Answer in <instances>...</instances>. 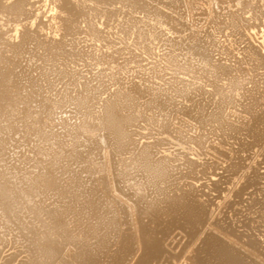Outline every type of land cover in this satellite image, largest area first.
Returning a JSON list of instances; mask_svg holds the SVG:
<instances>
[{
	"label": "bare ground",
	"instance_id": "6f19581e",
	"mask_svg": "<svg viewBox=\"0 0 264 264\" xmlns=\"http://www.w3.org/2000/svg\"><path fill=\"white\" fill-rule=\"evenodd\" d=\"M219 1H221V0H0V16L2 17V19H3V17H5L4 19L6 20L7 19V21L9 20V21H12L13 23H15V26H14V24H13V27H14V30H12V31H14V33H13V35H12V33H10V27H12V26H10L9 28H8V30H9V32H8V30L6 31V29H4V26L6 25V28H7V24H3V22H2V24L4 25H2L1 24V22H0V25H2L3 27H0L2 30H5L7 33H10L11 35H10V38L12 39H10V38H8L7 37V39L4 37V36H2L3 34H5L6 32H4V31H2V30H0V153L5 149H7V150H9L8 148H7V143L9 144L11 141H13V139L12 140H10V137L9 138H7L8 140L7 141H9L10 140V142H7L6 141V139L4 140V136L5 135H7V136H10L8 133L10 132V133H19V132H17V131H20V129L18 130V128L20 127L19 125H16L15 123L17 122H24L23 123V125L24 124H27V125H25V127L26 126H29L31 123H35L34 125H37V121L38 120H40V119H38V118H43L44 119V117H46V116H48L49 117V114H51L52 113V110L53 109H55V112L57 113V114H59L58 116H60V113H59V111L57 112V110H56V108H58V110H59V108L61 107V105H63V104H67V106L69 105H71L72 107H68V108H71V110H72V112H74V107H75V112L77 111V113H74V114H77L78 115V113H80V114H82V115H84L86 112L84 111V110H86V111H89L90 112V115H89V120H87V119H83V120H81V121H79V123H72V120L74 119H76V121L75 122H78L77 120V118L76 117H74L73 118V116L74 115H72L71 114V117L73 118L72 120H71V123H69L70 122V120H69V122H68V120H66V118H69V116H70V112L71 111H69V110H67L69 113H66L67 115H65L64 114V116H65V118H63L62 116H60V117H62V119L61 118H59L62 122H61V125H62V127L61 126H59L58 127V129L57 128H53L54 129V131L56 130L57 131V134H60V133H58V132H60L61 131V129H59V128H62L63 130L61 131V135L62 136H65V137H67V138H69V139H71L72 141H73V144L74 143H76V145L73 147V146H69V147H67V149H65L66 148V145L65 144H67L68 145V143H65V141L61 138V139H59V140H57V141H55L56 139H54L53 138V134H51V133H49L52 137L51 138H49L48 136H49V134H47V132H46V134H45V130H46V128H52V124H49L48 122H43V124H45V125H43L42 127H43V129L42 128H40V126L41 125H39V123L41 122L42 123V120H40L39 121V123H38V128H40V129H38L37 128V126L36 127H34L35 128V130L33 131V127L32 128H26L27 130L28 129H31L30 131H33V133L34 134H36V135H31L32 137L33 136H37L36 137V139H35V142L37 141L38 143L40 142V141H45L46 140V138H49L50 139V141H46L47 143L48 142H51V143H48V144H45V143H43V144H45V145H48V147L47 146H45V145H43V146H40L41 144L40 143H42V142H40L37 146H35L34 147V145H33V143H32V147H34V149L32 150L31 149V146H29L28 148H27V150H28V153H29V149H31V151H30V153L29 154H31V155H33V154H37L38 152V154L37 155H39L41 152H42V154H40L41 155V158L44 160L45 159V157H46V155L47 156H49V157H47L48 159H46V162H47V164H46V162H42L40 159L41 158H39L40 156H38V158L37 159H35L36 158V156L37 155H33L34 157H32V156H30L29 154H28V156H30V157H32L33 159H35V160H40L43 164H44V167L42 166V168H38L36 171H37V173H35L36 171H35V169L32 167V169H33V171H35L34 173V175L33 174H31V172L33 173V171H31L30 173L28 172L29 171V169H28V167H25V165H24V163H26V162H30L31 160H30V157H29V160L26 158V159H24V160H26V162H24V163H22L23 165H24V167L25 168H27L26 169V171L24 172L23 170V168H22V172H24L23 173V175L21 176H19V177H17L16 176V174L19 172V169H20V167L22 166V165H19L18 164V162L17 161H15L16 163V167H12L11 166V168H9V167H7L6 165H4V163H3V161L2 162H0V217L4 220L3 221V225H5L6 226V224H4V222L5 221H7V222H5V223H8L9 221H10V219H11V223L10 224H12L13 225V228L15 229V228H17V229H19V230H16V233H14V234H16L17 235V237H18V235L20 236V230L21 231H23V229H26L27 231H29L30 233H29V236H31L30 238H32L33 239V242H32V240H30V238L29 237H27V240L29 241H31L32 243H35L36 244V246H35V244H33L36 248H34V246L32 245V243L30 242H27L29 245H27V243H25L28 247L31 245L32 246V248H31V246H30V248L33 250H31L30 248V250L32 251V252H34L35 250L34 249H36V252H37V259L35 258L34 260H36L35 262H36V264H54V262L55 263H59L60 264V262H62V258H64V256H66L65 258H64V260L67 262V260L68 259H66V258H70V257H73L71 254H70V251H72V250H70L69 251V248L70 247H67L68 245H73L74 247L75 246H77V245H79L78 247H80V248H85V247H83V246H86V245H88V244H84V242H81L80 241V237L79 238H77V236H76V234H73V232H74V230H76L75 229V227L77 226H74V228H73V232H69L68 230H66L67 232H69V233H67V232H64L65 233V235H66V233L68 234V235H71V234H73L74 236H76V238L77 239H75L74 238V236L72 235V236H65L66 238L64 239V237L63 236H61V235H63V234H60V233H63V232H58L57 231V229L58 228H60L59 226H56V225H52V223L50 224L48 221H45V219L44 218H41V217H43L42 215H48V216H46V217H48L49 219V221H50V219H51V221L53 222V220H54V222L53 223H55V222H58V220H57V217L59 216L60 217V215H56L57 213H56V211H55V208L53 209V208H51L50 206L51 205H49L50 203H48V202H50V201H52V198L50 199V201H46L47 202V204H45L44 202H42V201H39V202H41L40 204H39V202H38V205L37 204H35L34 203V200L36 199V198H38L37 197V195H36V197L34 196V194H43V193H41V192H39V191H42V188L41 187H44V188H47V187H50V186H53L52 188H50V189H53L55 186L54 185H56V187H58V188H60V189H58V192L60 191V194H61V196H62V194H64V193H66L67 192V190H70V189H68V187H70L69 185L70 184H68V186H66V183L68 182V180H67V178H66V180H67V182L65 183V185L64 186H62L64 183V181L62 182L61 180L62 179H65V178H62V177H60V176H62V175H60L59 177L60 178H62L61 180L60 179H56V177H54V173H55V170H57L56 171V173L58 174V170L60 169L61 171H63V173L64 172H71V170L70 171H66L65 169H63L62 168V165H61V163L60 162H62L61 160H62V158H63V164L66 162V161H68V159H66V157L67 158H69V159H71V161H73V163L72 162H70L69 161V163H72L71 165H72V169H76L77 167L75 166V164L77 165V166H80L79 168H81V170L83 169V171H85V172H88V174H90V178H91V176L95 173V172H97V170H98V168H100V167H102L101 169H103V172H102V170L100 171L101 173H103L102 175H101V178H99V180H98V178H96V179H94L95 181L97 180V182H96V187L97 188H99L98 190H102L101 191V195H102V192H104V194L106 195V196H104V194H103V198H105V197H107V196H109L110 195V197L112 198V201H114L112 204H113V206H112V211H114V212H116L117 211V213L119 212V214L120 213H122V215L121 216H123V221L121 222V224L123 223V224H127L128 226H136L135 225V223L133 224V219H135V218H137V221H138V218L140 217V219L142 218L141 216H139V215H143V218H145L144 217V215L146 214V215H148V216H154V217H157V218H159V217H163V216H167V218H168V221L166 222V219H165V221H164V218H161L162 219V221H160V219H159V222H157L158 223V227H153L154 229H155V234H161V236H159V238H157L156 236H154L153 237V235L151 236V234H154V233H152L151 232V234H150V231H151V228L152 227H149L150 228V231H148V227H147V225H149L150 223L149 222H145V219H147V218H145L144 219V222L146 223H144V224H137V226H138V229H137V231H135V230H133L132 229V227H130L131 229H132V231H134L133 232V235L131 234L130 236H132V237H130V238H133V240L132 241H134L133 242V246L134 245H136L137 246V250L138 249H140L141 250V256H140V259L138 260V262L136 263V264H149V262L151 263V259H153L155 262H157V261H159V263L157 262V264H258V260H257V258H256V260H257V262L256 261H254V258L253 259H251V257H249L250 255L249 254H246L243 250H240V247H242V248H244V250H246V251H248V253H252L251 251H253L252 249H251V251L249 252V250H250V248H252L254 245L251 243V244H249V243H247L246 241H244L245 240V238H247L246 236H248V235H246L245 236V238H243L241 235V237L244 239L243 241L244 242H246V243H239V242H237L238 243V245L237 244H235V242H233V238H235V237H233V232L232 231H237V230H234V229H232V230H230V226H231V228H235V227H237V226H233L232 227V224L231 223H233V222H230V223H228V220H226V218H224V216L220 219V217H219V220L217 221V222H212L211 224V227H209L210 228V231H208L207 230V232H206V230H205V227H206V229H208V226H209V223H210V221H212V219L210 220V218H209V221H208V216H207V214H210L209 212L211 211V205L210 204H208L207 202L209 201H204V200H202L201 199V194H199V193H202V192H197V193H195V194H197V195H199L200 197H198V196H196V195H194L193 193H194V191H196L195 189H193L194 188V186L192 185V183H191V185L190 186H192L193 188H191L188 184H186V188H187V185L191 188V189H193L194 191H190V189H187L186 190V188H184V192H182V191H180L179 189L181 188L180 186H182L181 184H180V181L178 182L179 184H180V186H178L179 188H177L176 187V184L175 183H173L175 186L174 187H176L177 188V190L176 191H178V192H180V194L179 193H175V191H174V196L176 195V194H178V196L176 195V198L174 199L173 197L174 196H170V198L172 199H174V200H170V198L168 197V194L167 193H165V192H168V191H171L172 190V188H171V190H167L166 189V191H164L163 190V192L165 193V195L166 196H164V197H168L169 198V200H167V198H166V200H164V199H159L158 198V200L156 201V200H153L152 199V197H151V200H148V201H146L147 199H145V197H146V195H145V192L146 191H144V194L142 193V186L141 185H139L138 186V184L139 183H141L143 186H150L151 188H154L153 190H157V188L155 189V185L156 184H158L160 187H158V189H160L161 187H163L164 185L162 184V186H161V184L159 183V182H161L162 180H165L166 181V178H168V177H170L171 176V182H173L172 181V174L174 173V175H175V173H176V171L173 169V164H174V162L176 161V158H174V157H172V159L174 158L175 160H174V162H172L171 160V158L169 157V159H167V156H166V158L164 157H160V154H157V156H159V158H156V157H154V154H153V152L155 151H152L153 150V148L155 147V141L153 140V143H151L152 145L153 144H155V145H153V146H151L150 145V147L148 146L149 144H146L145 143V145L143 144H141L140 143V141H138V143H139V145L141 144L142 146H138L137 144H136V141L139 139H142L140 136H142V134L144 133V132H139L138 131V129L136 130V132H138V135L137 136H139V134H141L140 136H139V138H136V141H134V139H132V135H133V132L135 131H133L132 129H131V127L132 126H134V123L136 122L137 123V119L138 118H141L142 116H147L146 117V121H147V118H148V114H150V116H149V118L150 119H152V121L151 122H153L154 123V121H153V119L157 122V119H164L163 120V123H165V119H167V117H170L168 120H170L171 121V117H173L174 116V118H175V116L176 115H180L186 122H188L189 124H191V125H193V127L196 129V128H200L201 129V127H205L206 125H205V123H210V124H213V125H218V132L220 133V131L219 130H221L222 128H224L225 130H227V133H226V139H228V141L227 140H225L226 142H227V145L230 147V149L228 148L227 149V151L225 152V153H223V152H220V149H218L219 150V154L217 153V151H215V148L214 147H212L213 149H214V151L213 150H211L212 152H213V155H215V152H216V154H218V156L220 155V156H224L223 158H225L226 157V159L228 158V160H229V157L231 156V154H235V153H237V152H235V153H231L232 151H233V145L234 144H237V146H235V147H237V148H239L238 146H240V142L239 143H234V141L235 140H237V142H238V140L239 141H241V138L243 139V143H241V144H243V145H241V146H243L242 148L244 149V151H246V150H253V147L255 148H258V149H263L264 148V98H263V88H264V85L263 86H261V84L260 83H258V82H256L255 80H253V78H252V76H249V72L250 71H253V70H256V69H262V68H264V53H261V52H259V50H256L255 48H253L252 46H246L244 49H242V51L240 52L241 54H242V59H240L241 60V64H240V62L238 63V64H240V65H244V66H242V68H244L243 70H242V73H243V76H240V75H238L239 73L233 68V65H232V63H233V60H229L230 62L232 61V63L230 64H225V62L227 61L228 62V60L226 59V57H222L223 58V60L225 61H223V60H221V57H220V61L219 62H221L222 61V63H218V62H215L214 60H212L213 58L212 57H215L214 55L213 56H210L211 55V49L208 47L209 46V43H207L206 42V40L205 39H203V37L204 36H202L203 35V33H206V32H204V30H203V33L199 36L198 35V33L195 31V30H193V32L191 33L190 32V34H187V35H183L184 34V31L186 32V30L187 29H189L190 30V24L188 25L187 23H182L183 21H185V20H183V18L185 17H182V15H179L178 13H182V11H180L179 12V9L181 8V6H182V8H186L188 11L189 10H191V12L193 11H195L196 9H197V7H199L200 5H202V7L204 6V13H202V14H204L205 15V20L206 19H209V18H214V19H216L217 17H218V15L220 16L221 15V10H219L221 13H216V11L213 9V7H212V2H214V5H218L219 3L221 4V5H224V4H227L226 6H228V11H225L224 13H226V17H227V21L225 20L224 22L222 21L221 22V20H223L224 19V14H223V17H221V20L220 19H218L217 21L218 22H220L221 24H224L225 22H226V26H228L227 27V29L229 28V29H231V31H232V34L234 33L235 34V37H240L241 35H244L245 33H247V32H244V30L246 31L247 29H246V26L247 25H250V24H252L253 22V20L249 23V24H247L246 25V23H245V17L243 18L242 16H243V14H241L242 12H243V10L245 9V8H250V7H253V9L254 8H256V7H254V6H252L251 5V0H224V1H221V2H219ZM253 2H254V0H253ZM257 2V0H255V3ZM258 3H259V0H258ZM38 5V6H36L35 7V5ZM260 5H263V4H260ZM259 5V6H260ZM220 6V5H219ZM201 7V6H200ZM222 8H224L223 6H221ZM232 7H236L235 9H231ZM261 7H263V6H261ZM182 8H181V10H182ZM257 8H258V6H257ZM178 9V10H177ZM193 9H195V10H193ZM225 9H227L226 7H225ZM251 9V8H250ZM259 9V8H258ZM224 10V9H223ZM198 11V10H197ZM253 11H255V10H253ZM257 11H259V10H257ZM139 12V15L141 16V14L140 13H143V15H142V17H140L139 18V16L136 14V13H138ZM192 12V13H193ZM200 12H202V11H200ZM245 13H247V12H245ZM45 14H47V16L45 15ZM134 14H136V16H134ZM254 14H256V13H254ZM176 15H178V16H176ZM137 16H138V18H137ZM259 16V15H258ZM0 17V18H1ZM42 17H46V20H41V18ZM182 17V18H181ZM186 18V17H185ZM248 18H250V16H248ZM262 19L264 18V17H261ZM3 19V20H4ZM100 19H102L103 21L102 22H100L99 20ZM183 21H182V20ZM188 19V18H187ZM186 19V20H187ZM199 19V18H198ZM4 20V21H5ZM182 22H181V21ZM203 20V19H202ZM213 20V19H212ZM249 20H251V19H249ZM248 20V21H249ZM6 21V22H7ZM195 21V20H194ZM197 21H199V20H197ZM207 21V20H206ZM209 21V20H208ZM214 21V20H213ZM216 20H215V22L217 23V25L219 24V26L221 25L220 23H218ZM97 22H98V24H99V27H100V24L104 27V28H98V26H97ZM256 22V21H255ZM261 24L262 23V21L261 22H258V24ZM10 24V23H9ZM12 24V23H11ZM206 24V23H205ZM212 24L213 25H215L213 22H212ZM212 24H209V25H212ZM257 24V23H256ZM191 25H193L194 27H195V25L194 24H191ZM199 25V24H198ZM212 25V26H213ZM101 26V27H102ZM187 26H188V28H187ZM202 26V25H201ZM205 27H206V25H204ZM219 26H217L218 28H220ZM225 26V24H224V28L226 27ZM254 26L255 25H253L252 27L254 28ZM18 27H21V29H19ZM164 27V28H163ZM249 27V26H248ZM256 27H258V25L256 26ZM162 28L163 29H167V30H171V31H169V33L168 32H165V34L167 35V33L171 36V33L170 32H172V33H174L172 36L174 37L176 34H177V37H174V38H172V36L171 37H168V36H166L163 32L164 31H166V30H163L162 31ZM223 28V29H224ZM152 29V30H151ZM197 29V28H196ZM223 29H220V31L221 30H223ZM226 29V28H225ZM151 30V31H150ZM2 31V32H1ZM153 31H154V33H153ZM155 31H156V33L158 32L160 35H161V39H162V34H164V44L166 45V46H164V49H165V47H166V49H167V52H166V54H165V56L164 57H166V61H165V63H162V58L160 59L159 57H163V55H161L160 53H159V55H161V56H158V59H155V61L156 60H158L157 62L159 63L160 61V65H161V63H162V65L164 64V65H166L165 66V68L166 69H168L167 68V66L169 65V66H173V67H176V68H178L177 69V71H176V68H175V71L178 73V76L180 75L179 74V72H180V68H181V70H182V67H179L177 64H180V60H181V62H182V59L184 60V64H186L187 65V62L188 61H190V59H194V58H197V59H195L196 60V62L198 61L199 63H200V65H201V67L203 68V70L205 71V72H208V73H210L211 75H213V74H222L221 76H224V74H225V76H226V78L228 79V87L226 86V87H223V88H226V90H224V92L225 91H227V89L229 90V96H225L226 98H225V100L223 99H219L221 96H219V95H222V93L220 94L219 93V89H223L222 87H221V85H220V83L218 82L219 80H220V78H221V76H219V80H217L216 79V77L215 78H213V76H212V79H215V80H217V82L216 83H219L217 86H219L220 85V87H217L216 86V83H215V85L214 86H216L217 87V89L218 90H215L216 92H218L219 93V95L216 93V95H215V91L214 92H209V95L210 94H212V93H214V95L215 96H217V98H218V102H217V105L213 108V107H211V108H209V106H208V108L209 109H211V111H209V109H208V113L207 114H203V107H206L207 108V106H203L206 102H204L203 100H201V101H203L204 102V104L203 103H201L200 102V99H201V97H200V99L198 98L199 96H201L202 95V99H203V95H207L206 93L207 92H205V94L203 93L204 91H202V93L203 94H201V91H200V94L201 95H197V96H195V97H193L195 94H194V91L195 90H193V89H195L196 87H191L190 85H189V87L190 88H193L192 90V92L191 93H189L190 95L193 93L194 95L193 96H189L190 98H187V96L189 95L188 94V90L186 91L187 92V94H186V92H185V90L186 89H189L188 87L186 88V87H184V88H186L185 90H183L184 88L182 87V86H179V84L177 83V82H174V81H172V83H170V84H168V82H167V84H168V86L166 87H164V85H163V83L164 82H161L160 80H161V77H160V79H159V81L162 83V85H163V87H160V86H162V85H159V86H156V87H153L154 85H156V84H154L153 86L151 85L150 86V84H149V86L147 85V86H144L143 85V79L142 80H140V83H139V79H140V76H139V71H141L140 69H139V67L141 68V66L139 65V67H137V64H135V66H133L132 68H134V69H131V70H139L138 71V76H139V78H138V76L137 75H135V77H136V79H138L137 80V82L138 83H135L133 80L134 79H132V81H130L131 79L129 78H127V77H130L131 75L133 76V71L130 73V75H129V73H127V72H129L130 71V68H131V65L129 64L128 65V63H130V61L131 62H133V61H135V60H131V59H133V52H132V55H130L129 53V50L126 48V50H128V53H127V56H128V58H131L130 60H127V59H124V60H126L127 61V65L128 66H130L129 67V71H127V72H125L127 69H126V66H125V69L126 70H124V65H126V63H125V61H123V57H122V55L123 54H125V52L126 51H124L125 50V47L127 46V44L125 45L124 43H126V42H128V41H130V44H128V45H132L131 44V40H133L134 42V44H137L140 48H142V49H146L147 47H145L146 45H145V41L149 38L150 39V35L152 36L153 34H155ZM192 31V30H191ZM199 31H201V30H199ZM205 31H207V30H205ZM214 31V30H213ZM219 31V30H218ZM224 31V30H223ZM226 31V30H225ZM228 31V30H227ZM230 31V32H231ZM4 32V33H3ZM151 32L153 33V34H151ZM211 32V31H210ZM229 32V31H228ZM229 32V33H230ZM244 32V33H243ZM3 33V34H2ZM78 33H83L86 37V40H89L90 41V43H91V41L93 42V44L90 46L91 47V50H90V48H89V50L90 51H87V49H83V47L81 48L80 46L78 47V42H76V41H78L79 40V43H80V40H81V42H83L82 40H85V38L84 39H80V35L77 37L78 38V40H76L77 38L75 37L76 35H78ZM201 33V32H200ZM243 33V34H242ZM207 34H208V31H207ZM228 34V33H227ZM84 35H82L83 37H84ZM156 35V34H155ZM155 35H154V37H155ZM205 35V34H204ZM213 35V34H212ZM238 35V36H237ZM240 35V36H239ZM5 36H8V34H5ZM81 36V37H82ZM206 36V35H205ZM209 37H211V35H208ZM208 36H206L207 38H208ZM214 37H215V35H213ZM219 36V35H218ZM229 36H230V34H229ZM233 36V35H232ZM231 36V37H232ZM153 37V36H152ZM153 37V39L154 40H156V38H159V36L158 37H155L154 38ZM213 37V38H214ZM242 37V36H241ZM121 39V40H123V41H119V40H117L118 42H119V44L120 43H122V44H120L119 46L118 45H116L117 43H115V40L116 39ZM205 38V37H204ZM212 38V37H211ZM218 38H220V37H218ZM218 38H217V40L216 41H218ZM148 39V40H149ZM152 38H151V44H152V41L153 42H158V40L159 39H157L156 41H154ZM215 39V38H214ZM235 39V38H234ZM11 40V41H10ZM16 40V41H15ZM85 40V41H86ZM208 40V39H207ZM210 40V39H209ZM212 40V39H211ZM239 40V39H238ZM89 41H86V42H89ZM116 41V42H117ZM213 41V40H212ZM220 41V40H219ZM86 42H83L84 43V47H85V45H87L86 44ZM159 42H160V40H159ZM158 42V43H159ZM162 42V41H161ZM214 42V41H213ZM216 43V42H215ZM214 43V44H215ZM233 43V42H232ZM147 44V43H146ZM150 44V43H149ZM150 44V45H151ZM160 44V43H159ZM163 42L161 43V45L159 46V47H163ZM207 44H208V46H207ZM213 44V43H212ZM224 44V43H223ZM231 44V43H230ZM229 44V45H230ZM263 44V47H264V42L262 43ZM83 45V44H82ZM115 45H116V47L117 48H121L123 45H125V47H124V50L122 51V49H123V47L121 48V51L122 52H124L122 55H121V58H122V64H121V66H120V64H119V62H118V64H119V66H118V70H115V68L117 69V66L116 67H114L113 65L112 66H110L111 64H116V56L115 55H117L118 54V50L120 49H116L115 48ZM226 45V44H225ZM234 45V44H233ZM232 45V46H233ZM88 46V45H87ZM155 46H157V45H155ZM128 48H129V46H127ZM150 47V46H149ZM148 47V48H149ZM207 47L210 49V52L208 51L209 49H207ZM216 48H219V49H223V48H220V47H222V46H220V47H217V45L215 46ZM214 47V48H215ZM225 47V46H224ZM231 47V46H230ZM152 49L154 48L153 47V44H152V47H151ZM156 48V47H155ZM154 48V49H155ZM212 48V47H211ZM152 49H150L149 50V52H151L152 51ZM153 49V50H154ZM157 49H158V47H157ZM160 49V48H159ZM161 49H163V48H161ZM109 50V51H108ZM156 50V49H155ZM236 50V49H235ZM121 51H119V53L121 52ZM131 51V50H130ZM132 51H134V50H132ZM146 51H148L147 49H146ZM158 51V50H157ZM157 51H155V52H151L152 54L153 53H156ZM160 51V50H159ZM163 51V50H162ZM162 51H160L161 53H162ZM218 52V50L216 49H214V51L213 52H215L216 54H217V52ZM226 51V50H225ZM263 51H264V49H263ZM6 52H10L11 54H12V58L11 57H6L5 55H7V54H5V55H3L4 53H6ZM121 52V53H122ZM135 52V51H134ZM212 52V53H213ZM229 52H232V50L231 51H229ZM8 54L9 56L11 55V54ZM117 53V54H116ZM120 53V54H121ZM158 53V52H157ZM214 53V54H215ZM30 54V55H29ZM130 55V57H129V55ZM140 54V53H139ZM137 55V56H141V54L140 55ZM163 54V53H162ZM219 54V53H218ZM222 54H224V51H223V53ZM228 53H227V51H226V55H227ZM230 54V53H229ZM26 55V58L28 57V59H30V61L32 62V57L34 58V61H35V63H36V60L37 61H39V64H41V65H38V66H36L35 67V69L37 68L38 70H40L39 71V73H38V70L36 69L35 71L38 73L37 74V76H36V73H35V71H34V69H32L34 72L33 73H35V75H33L32 74V70L30 69V63H29V66L27 65L28 63H27V61H28V59H27V61H26V63L27 64H25V65H23V64H21L19 61H21L22 62V60H24L23 62L25 63V56ZM158 55V54H157ZM220 55H221V53H220ZM219 55V56H220ZM232 55V54H231ZM29 56L31 57V58H29ZM124 56H126V55H124ZM153 56H155V55H153ZM221 56H225V55H221ZM19 57V58H18ZM118 57H120V55H118ZM142 57V56H141ZM163 57V58H164ZM9 58H11V59H9ZM21 58H25V59H22L21 60ZM36 58V59H35ZM135 58H137L136 57V55H135ZM144 58V57H143ZM155 58H156V56H155ZM181 58V59H180ZM218 58V57H217ZM226 60H225V59ZM32 59V60H31ZM147 59H149V58H147ZM146 59V60H147ZM165 59V58H164ZM163 59V60H164ZM180 59V60H179ZM215 59H216V57H215ZM77 60H80V61H82L83 63L84 62H86V61H84V60H89L90 62L89 63H87L86 62V64H88L90 67H93V68H95V66H97V65H106L105 67H101L100 66V70H99V68L98 67H96L98 70H95V72L97 71V73L93 76V74H91V72L89 73L90 75H92L91 77H94L93 79L92 78H90L89 76V74H88V70L87 69H89L88 67H87V65L85 66V65H83V66H85V67H87V69L85 68V70L86 71H88V72H86L85 70V72H86V74L88 75V77L87 78H89V80L86 78V76H85V74H82V73H79L78 71H79V69H78V71H77V74L78 75H80V74H82L81 76H85V78H86V81L85 82H81L83 79H81V77L80 78H78L79 80H78V82L79 83H77V77H76V73H75V75H73L74 73H72L71 75L68 73V71H70V70H73L74 68H76V66L75 67H73V69H70L69 70V68H72L71 66H72V64L73 63H75V61H76V65H77V63L79 62H77ZM238 60V59H237ZM29 61V62H30ZM33 61V62H34ZM118 61H121V59L120 60H118ZM145 61V60H144ZM144 61H140L141 63L142 62H144ZM41 62V63H40ZM81 62V64H83ZM123 62L125 63V64H123ZM137 61H135V63H136ZM140 62H139V64H140ZM147 62V61H146ZM145 62V63H146ZM152 62V61H151ZM178 62V63H177ZM38 63V62H37ZM36 63V64H37ZM70 63H72V64H70ZM149 63V60H148V62L146 63V65ZM168 63V64H167ZM174 63H176V64H174ZM191 63H192V61H191ZM235 63V62H234ZM34 64V63H33ZM80 64V66H82ZM117 64V65H118ZM132 64V63H131ZM149 64H151L150 66H153L152 64L153 63H149ZM149 64H148V66H149ZM155 64V63H154ZM190 64V63H189ZM193 64V63H192ZM237 64V65H238ZM69 65H71L69 68L68 67H66V66H69ZM132 65H134V63L132 64ZM160 66V67H162V69L164 68V66ZM181 65V64H180ZM230 65H232V66H230ZM240 65H238V66H240ZM82 66V68L84 69V67ZM127 66V67H128ZM143 66H144V63H143ZM149 66V67H150ZM190 66V65H189ZM32 68H33V65L31 66ZM114 67V68H113ZM121 67H123V69H121ZM135 67H137L138 69H135ZM154 67H156V66H154ZM68 69V71H67V69ZM77 68H79V64L77 65ZM81 68V67H80ZM81 68V69H82ZM93 68H91V70H94ZM95 68V69H96ZM110 68H112L113 70H115L116 72H113L114 74L115 73H117V71H118V73H119V69H121L122 70V72H123V70H124V73H126V75H129V76H126L125 77V79H126V81H127V79L129 80V82H126L125 80V82L128 84V83H132V84H130L129 86H126V83L124 82V86H126V87H124V86H121V85H118V84H114L115 82H113L112 83V81L113 80H117V77L115 76V78H114V75H113V73L111 74L110 73V71H109V69ZM144 68H145V66L142 68V70H144ZM146 68H147V66H146ZM172 68V67H171ZM189 68H192V67H189ZM199 68V67H198ZM30 69V70H29ZM80 69V70H81ZM108 69V70H107ZM148 69H150V68H148ZM147 69V70H148ZM151 70H154L153 69V67L151 68ZM150 70V71H151ZM157 69H155V71H156ZM171 70V69H170ZM169 69L168 70H165V72H168L169 73V71H170ZM172 70H174V68L172 69ZM196 70H198V69H196ZM196 70H194V72L196 71ZM199 70H200V68H199ZM240 70V69H239ZM83 71V70H82ZM81 71V72H82ZM83 71V72H84ZM106 71H109V73H110V75H108L109 73L107 72V76H112L113 75V80H112V78H111V82L109 83V84H114L115 86H117V88L116 87H114L113 85H112V87L111 88H115V89H111L112 91H110L111 93H108V95L107 96H105V98L103 97L102 99V101H99V100H101V96L99 97L98 95L99 94H101L102 95V93H103V91L105 90V89H107V88H109V86L107 87V84H106V87L107 88H103L104 86H103V79H102V77L104 78V72H106ZM144 71H146V70H144ZM155 71H154V73H155ZM161 72L162 70H158V72ZM179 71V72H178ZM190 72H191V70H189ZM204 71H202V73L204 72ZM31 72V73H30ZM73 72H75L74 70H73ZM111 72H112V70H111ZM135 72V71H134ZM148 72H149V70H148ZM157 72V75L159 74L160 75V73H158ZM171 72V71H170ZM172 72H174V71H172ZM190 72H189V75L191 76V74H190ZM193 72V73H194ZM204 72V73H205ZM92 73H94V72H92ZM117 73V74H118ZM121 73V72H120ZM124 73H122V75L124 74ZM136 73V72H135ZM141 73H142V71H141ZM140 73V74H141ZM162 73H164V72H162ZM175 73V72H174ZM173 73V74H174ZM197 73V72H196ZM198 73H200L201 75H202V73L201 72H198ZM203 73V74H204ZM238 73V74H237ZM104 74V75H103ZM145 74V73H144ZM144 74H142V75H144ZM146 74H148V75H150V74H152V72L150 73H147L146 72ZM156 74V73H155ZM155 74H152V76L154 75V78L152 77V78H150V80H152V79H156L157 77L155 76ZM166 74V73H165ZM164 74V75H165ZM170 74V73H169ZM169 74H166V75H169ZM183 74H184V72H183ZM200 74H199V76H200ZM206 74V73H205ZM50 75H53L54 76V79L55 80H57L58 81V79H61V78H63V77H66L67 78V80L64 82L63 80V86L64 85H66V86H72V87H74L75 88V93H74V95H70V93H68V92H65V91H63V93H61V92H59V93H61V94H59L58 93V91L55 89V91H57V93L58 94H56L55 95V92H53L54 93V96H53V94L52 95H50V92H49V94L47 93L48 91H50L49 90V88H50V85H52V82L53 81H51V79H52V77H50L51 79L49 80L50 82H48V87H47V89L45 88L46 86H47V82H46V80L48 81V77L50 76ZM148 75H146V76H148ZM163 75V76H164ZM181 75H182V73H181ZM193 75V74H192ZM207 75V74H206ZM204 76V75H202V77H206L205 79H206V81H209V79L207 80V76ZM75 76V77H74ZM84 76H83V78H84ZM119 76H121V75H119ZM151 76V75H150ZM162 76V77H163ZM169 76H171V75H169ZM189 76V77H190ZM210 76V75H209ZM217 76V77H218ZM143 77H145V76H143ZM149 77V76H148ZM148 77H145V78H148ZM156 77V78H155ZM175 77V76H174ZM181 77H183V76H181ZM185 77V76H184ZM182 78L183 79V81H185L184 79L185 78ZM192 77V78H191ZM190 78H191V80H194L195 79V76H191ZM194 77V78H193ZM57 78V79H56ZM107 78H109V77H107ZM106 78V75H105V78H104V80L105 79H107ZM123 79H124V77H122ZM164 78V77H163ZM170 79H171V77H169ZM177 78V77H176ZM175 78V79H176ZM180 78V77H179ZM197 78H199L198 76H196V79ZM64 79V78H63ZM91 79V80H90ZM120 79V80H119ZM117 81H121L122 79L121 78H119ZM136 79H135V81H136ZM149 79V78H148ZM168 79V78H167ZM170 79H169V82H171L170 81ZM181 79V78H180ZM182 79H181V81H182ZM188 79V78H187ZM53 80V79H52ZM54 80V81H55ZM65 80V79H64ZM85 80V79H84ZM108 80H110V78L108 79ZM150 80H147V82L149 81L150 83H151V81ZM158 80V79H157ZM223 80V79H222ZM222 80H220V81H222ZM61 81V82H62ZM141 81L143 82V83H141ZM178 81H179V79H178ZM181 81H179V82H181ZM182 81V82H183ZM187 81V80H186ZM204 83L203 84H205V80H202ZM212 81H214V80H212ZM43 82H46L45 84H44V86H43V84H41V83H43ZM60 82V81H59ZM58 82V83H59ZM59 83V85L60 86H62V83ZM95 82V83H94ZM109 82V81H108ZM107 82V83H108ZM134 82V83H133ZM145 82H146V79H145ZM146 82V83H147ZM155 82V81H154ZM160 82H158V83H160ZM194 82H195V80H194ZM210 82V81H209ZM208 82V83H209ZM49 83H50V85H49ZM65 83V84H64ZM94 83V84H93ZM104 83H106V80L104 81ZM117 83V82H116ZM120 83H122V82H119V84ZM153 83V82H152ZM185 83V85H186V83H187V86H188V82H184ZM193 83V82H192ZM197 83V82H196ZM196 83H194L193 85H195ZM201 82H199L198 84H200ZM208 83L205 85V86H207L208 85ZM214 83V82H213ZM247 83H252V85H251V87L249 88H245L244 86H246V84ZM166 84V85H167ZM181 84H183V83H180V85ZM190 84V83H189ZM203 84H201V86L203 85ZM210 84V83H209ZM222 84V86H223V82L221 83ZM54 85V84H53ZM184 85V84H183ZM192 85V86H193ZM55 86H58L57 84L55 85ZM62 86V87H63ZM212 86V85H211ZM213 86V87H214ZM69 87V89H71ZM208 87H209V85H208ZM54 88L55 87H53V91H54ZM74 88H72V89H74ZM101 88H103V90L101 89ZM198 88V87H197ZM201 89H203V88H206V87H204L203 86V88L202 87H200ZM50 89H52V88H50ZM58 89V88H57ZM60 89H61V87H59V91H60ZM64 89H65V87H64ZM66 89H67V87H66ZM207 89V88H206ZM210 89V88H209ZM213 89L214 88H212L211 90L213 91ZM216 89V88H215ZM98 90L100 91H102V92H100L98 95H97V92H98ZM110 90V89H109ZM190 90V89H189ZM197 91L199 90V89H196ZM239 90H241V91H239ZM68 91V90H67ZM71 91V90H70ZM69 91V92H70ZM73 91V90H72ZM105 91H108V90H105ZM182 91H184L185 92V95L184 96H186L184 99L187 101V99H189V101H187V102H189V103H187L186 102V104L187 105H181V106H178V105H176V101H174V96L175 97H180L181 96V92ZM197 91H195V92H197ZM222 92H223V90H221ZM199 92V91H198ZM196 93V94H199V93ZM51 93H52V91H51ZM107 93H105V94H107ZM225 93H227V95H228V92H225ZM104 94V93H103ZM177 94V95H176ZM180 96H179V95ZM184 94V93H183ZM182 94V95H183ZM208 95V96H209ZM233 95H236L237 97H238V99L237 100H235V98H237V97H235L234 98V96ZM183 96V97H184ZM213 96V95H212ZM214 96V97H215ZM177 97V100H180L179 98ZM210 97H211V95H210ZM210 97H207L206 96V99L207 98H209V101L211 102H208V104L210 103L211 105H213L212 104V102L215 104V102H214V99H216V97L214 98V97H212L213 98V100H212V98L210 99ZM224 97V96H223ZM100 98V99H99ZM181 98V100H182V97H180ZM198 98V99H197ZM239 98H241V99H239ZM205 99V98H204ZM205 99V100H206ZM212 100V101H211ZM221 100V101H220ZM98 101L99 102H102V104H100L99 106H100V108L99 107H97V108H99V110L97 111V110H95L96 112H94V105L97 103L98 104ZM208 101V100H207ZM219 101H220V103H219ZM241 101V102H240ZM260 101H262V102H260ZM183 102H184V100H183ZM185 104V103H184ZM203 104V105H202ZM207 104V105H208ZM209 104V105H210ZM206 105V104H205ZM35 106V107H34ZM59 106V107H58ZM67 106H64V107H66L67 108ZM95 106H98V105H95ZM141 107V108H140ZM236 107H239L240 109H236ZM63 108V107H62ZM73 108V109H72ZM138 108H140V109H142V110H140V109H138ZM54 111V110H53ZM64 111H65V109H64ZM64 111H63V109H62V111H60V112H63L64 113ZM66 111V112H67ZM150 112V113H147L146 115H145V113L146 112ZM226 111L228 112V113H226ZM237 111L239 112V113H241V115L243 116V121L242 122H238V123H234V120H232L231 121V119H233V116L231 115L232 113L234 114V117H235V114H237ZM205 112H207V110L205 111ZM204 112V113H205ZM36 113L37 114H39L38 116H36L35 117V115H36ZM55 113V114H56ZM91 113L92 114H94V115H91ZM54 113H53V115H54V118L56 117L57 118V115H55ZM80 114H79V116H80ZM176 114V115H175ZM232 116V118L230 117V115ZM52 115V114H51ZM50 115V116H51ZM69 115V116H68ZM81 115V117H83ZM228 115H229V117L231 118H229L228 117ZM238 115H240V114H238ZM238 116V121H239V117H242V116ZM44 116V117H43ZM68 116V117H67ZM86 116V115H85ZM224 116L225 117H227V118H229L230 119V122H227L224 126L222 125V123L224 122L225 123V119H224ZM47 117V118H48ZM70 117V118H71ZM78 117V116H77ZM180 117V118H181ZM52 118V117H51ZM55 118V119H56ZM69 118V119H70ZM79 118V117H78ZM174 118H172V119H174ZM177 118V117H176ZM178 118H179V116H178ZM53 119V118H52ZM52 119H51V121H52ZM55 119H54V122L56 123V121H55ZM144 119H145V117H144ZM150 119H148L149 121H150ZM161 119H160V121H159V124L161 123ZM183 119H181V125H182V120ZM48 120V119H47ZM50 120V119H49ZM56 120H58V118L56 119ZM73 120V121H74ZM139 121H138V123L141 121L140 119H138ZM227 120V119H226ZM242 120V119H241ZM145 121V122H146ZM148 121V122H149ZM170 121H168V122H170ZM174 121V120H173ZM172 121V122H173ZM175 121H176V119H175ZM184 121V122H185ZM229 121V120H228ZM25 122H27V123H25ZM28 122H30V124L28 123ZM37 122V123H36ZM60 122V121H59ZM59 122H57L58 124H60ZM142 123H144L143 121H141ZM177 122V121H176ZM176 122L174 123V125H176ZM235 122H237V121H235ZM20 123H18V124H20ZM47 123V124H46ZM55 123H53L54 125H55ZM135 123V125H137ZM141 123V124H142ZM167 123V122H166ZM166 123L163 125L162 123H161V125H163V126H161V127H164V128H166L167 126H165L166 125ZM171 123V122H170ZM180 122H178V124H179ZM240 123V124H239ZM29 124V125H28ZM141 124H139V125H141ZM155 125H156V123H154ZM158 124V125H159ZM173 124V123H172ZM171 124V125H172ZM176 125L177 127H175L176 128V130H177V128L178 127H181V125ZM186 124V123H185ZM185 124L184 125H182V129H184V128H187V127H189V126H185ZM15 125L16 126H19V127H15ZM33 125V126H34ZM46 125H52L51 127H44V126H46ZM146 125V124H145ZM151 125V124H150ZM155 125H151V126H155ZM158 125H156V126H158ZM168 125V124H167ZM171 125H168V129L170 130V131H166V129H164L165 130V133L166 132H171ZM187 125V124H186ZM205 125V126H204ZM32 126V125H31ZM31 126H29V127H31ZM55 126H57V125H55ZM144 126V125H143ZM155 126V127H156ZM160 126V125H159ZM158 126V127H159ZM169 126H170V128H169ZM222 127L221 129H219L220 127ZM21 127H22V130L21 131H23V126L21 125ZM20 127V128H21ZM153 128L154 130H158L157 128ZM216 127V126H215ZM44 128H45V130H44ZM144 128V127H143ZM147 128V127H146ZM152 128H150V129H152ZM203 128H202V130H203ZM206 128V127H205ZM211 129L213 128V127H210ZM209 127H208V129L209 130H211ZM25 129V130H26ZM161 129V128H160ZM167 129V130H168ZM173 130H174V127L172 128ZM180 129V128H179ZM188 129V128H187ZM193 129V128H192ZM208 129H207V131H208ZM223 129V130H224ZM23 131V132H27L26 134L25 133H22V132H20V138H21V140H23V139H25V140H23L24 142H23V144L25 143V146H26V144L28 143V145H29V143L31 144V142H34L32 139V141L31 142H28V141H26V140H28V135L27 134H33V133H28L29 132V130L27 131ZM47 130H50V129H47ZM52 130V129H51ZM58 130H60V131H58ZM148 130V129H147ZM163 130V131H164ZM185 131H184V133H186V129H184ZM191 130V129H190ZM189 130V131H190ZM201 130V131H202ZM205 130V129H204ZM213 130V129H212ZM211 130V131H212ZM216 130V131H217ZM12 131V132H11ZM92 131H94L93 133H92ZM141 131H142V128H141ZM144 131H145V129H144ZM159 131V130H158ZM162 131V132H163ZM175 131V130H174ZM178 131V130H177ZM177 131H175L176 132V134H178V132ZM180 131H181V129H180ZM196 131V130H195ZM198 132H199V130H197ZM206 131V130H205ZM206 131V132H207ZM214 131V130H213ZM51 132H53V131H51ZM145 132H147V131H145ZM161 132V133H162ZM174 132V133H175ZM191 133L193 132V131H190ZM203 132V131H202ZM202 132H201V134H202ZM206 132L204 133V135L206 134ZM217 132V135H216V133L215 134H213V132H212V135H216V139H218L217 138V136L219 135V133ZM158 133V132H157ZM156 133V134H157ZM173 133V131H172V134H174ZM180 133V132H179ZM211 133V132H210ZM21 134H23V135H25L24 137H26V135L28 136V137H26V138H23V137H21V136H23V135H21ZM90 134H93V135H90ZM147 134V133H146ZM152 134H154V133H151L150 135L152 136ZM171 133L169 134L170 136H173ZM175 134V135H176ZM182 134H183V131H182ZM188 133H186V135H187ZM18 135L17 136H15V134H14V137L13 136H11L12 138H15V137H18ZM55 135H56V133H55ZM144 135H145V133H144ZM144 135H143V138H147L146 136L144 137ZM180 135V134H179ZM178 135V136H179ZM184 136H185V134H183ZM188 135H190V136H192L191 134H188ZM222 135H223V133H222ZM221 135V136H222ZM57 136V135H56ZM149 136V135H148ZM150 136V137H151ZM177 136V137H178ZM220 136V135H219ZM220 136V137H221ZM224 136V135H223ZM6 137V136H5ZM60 137V136H59ZM135 137H136V135H135ZM150 137H149V140H150ZM179 137H181V135L179 136ZM179 137H178V139H179ZM200 137H202V136H200ZM31 138V137H30ZM53 138V139H52ZM182 138V137H181ZM185 138H187V136L185 137ZM189 138V140H190V138L191 137H188ZM192 138H194L195 140H197V141H195V143H193V144H199V146H197V148L198 147H200L203 143H205L204 142V140H206V136L204 137V139H203V141H200V139H196V137H195V135H193L192 136ZM222 139H223V137H221ZM19 139V138H18ZM34 139V138H33ZM51 139H52V141L54 140L55 142H52L51 141ZM58 139V138H57ZM152 139H155V137L153 138L152 137ZM152 139H151V141H152ZM159 139H160V137H159ZM202 139V138H201ZM209 139V138H208ZM208 139H207V141H208ZM225 139V138H224ZM143 140H146V139H143ZM142 140V141H143ZM148 140V141H149ZM156 140V139H155ZM158 140V139H157ZM187 140V139H186ZM229 140H231V141H229ZM4 141H6V142H4ZM16 141V139H14V142ZM27 143H26V142ZM70 141V140H69ZM68 141V142H69ZM147 141V142H148ZM162 141H164V140H162ZM167 141V140H166ZM181 141H183V139L181 140ZM191 141V140H190ZM194 141V140H193ZM192 141V142H193ZM206 141V142H207ZM212 141V140H211ZM210 141V142H211ZM219 143H220V141H221V139L219 140H217ZM216 140H215V143L217 142ZM2 142H4V144H2ZM19 143L20 142V140L19 141H16V143ZM145 142V141H144ZM178 142H180V140L178 141ZM184 142V141H183ZM187 142V141H186ZM191 142V143H192ZM209 142V141H208ZM209 142V143H210ZM213 142V141H212ZM6 143V144H5ZM13 143V142H12ZM12 143H10V144H12ZM17 143V144H18ZM160 143H162V142H160ZM165 144H166V142H164ZM171 143V142H170ZM214 143V142H213ZM213 143H211V144H213ZM223 143H224V141H223ZM10 144H9V146H10ZM13 144H15V143H13ZM16 144V145H17ZM35 144V143H34ZM172 144V143H171ZM177 144V143H176ZM187 144V143H186ZM210 144V145H211ZM7 145V146H6ZM19 145V144H18ZM36 145V144H35ZM69 145H70V143H69ZM189 145V144H188ZM204 145V144H203ZM215 145V144H214ZM213 145V146H214ZM224 145V144H223ZM6 146V147H5ZM24 146V147H25ZM196 146V145H195ZM194 146V147H195ZM205 146V145H204ZM207 146H208V143H207ZM206 146V147H207ZM225 146H226V143H225ZM10 147H12V145L10 146ZM9 147V148H10ZM15 147V145H13V148H11V149H15L14 148ZM17 147H19V146H17ZM24 147L22 148V146L20 145V148H22L21 150H23L24 149ZM47 147V148H46ZM151 147H153V148H151ZM156 147H158V146H156ZM166 147V146H165ZM183 147V146H182ZM235 147H234V149H235ZM68 148H70L71 150H69ZM159 148V147H158ZM158 148L156 149V150H158ZM162 148V147H161ZM161 148H159V150L161 149ZM171 148V147H170ZM178 148V147H177ZM185 148V147H184ZM188 148V147H187ZM190 149L192 148L191 146L189 147ZM196 148V149H197ZM208 148V147H207ZM209 148H210V146H209ZM208 148V149H209ZM167 149H168V146H167ZM195 149V151H197ZM199 149V148H198ZM205 149V148H204ZM226 149V148H225ZM224 149V150H225ZM18 150H19V148H18ZM34 150H36L37 152H35ZM169 150V149H168ZM186 150V149H185ZM206 150V149H205ZM217 150V149H216ZM11 151V150H10ZM12 151H14V153H13V156H17V155H15V152L17 153V154H20V155H23V152H22V154L20 153V151L18 152L17 150L15 151V150H12ZM34 151V153H32ZM41 151V152H40ZM45 153H44V152ZM200 151V150H199ZM198 151V152H199ZM203 151V148H201V152ZM207 151V150H206ZM210 151V152H211ZM241 150H238V152H240ZM257 151V150H256ZM263 151H264V149H263ZM4 152H7V151H4ZM4 152L2 153L3 154V156H2V154H1V156L2 157H6V155L4 154ZM26 150L24 151V154H26ZM126 152H130L129 154H130V157H124L123 156V154L124 153H126ZM164 152V151H163ZM172 152H173V150H172ZM176 152V151H175ZM180 152V151H179ZM186 152V151H185ZM43 153L44 154H46V155H44V156H42L43 155ZM66 153H68V155L66 156ZM165 153V152H164ZM193 153V152H192ZM203 153V152H202ZM205 153V152H204ZM208 153V152H207ZM241 153H243V152H241ZM245 153V152H244ZM255 153V152H254ZM131 154H132V156H131ZM180 154V153H179ZM208 154H211V153H208ZM248 153H246V155H247ZM256 154V153H255ZM258 154V153H257ZM9 155H12L9 151H8V156ZM94 157V159H93V161L91 162L90 161V157H91V159L93 158L92 156ZM127 155V154H126ZM164 155H166V154H164ZM168 155V154H167ZM199 155V154H198ZM205 155H207V154H205ZM235 155H237L238 156V153L237 154H235ZM27 156V155H26ZM203 156V155H202ZM210 156H212V155H210ZM217 156V155H216ZM237 156H234L233 155V158L235 159V158H239L240 156H241V154H240V156L239 157H237ZM252 156V155H251ZM263 156V160H264V155H262ZM97 157V158H96ZM215 157V156H214ZM241 157H243V156H241ZM248 157V156H247ZM10 158H11V156H10ZM9 157H6L5 158V161H7L8 159L9 160H11ZM20 158V157H19ZM23 158H25V157H22L21 159H23ZM95 158L97 159V160H95ZM183 158V157H182ZM187 158H189V157H187ZM204 158H206V156L204 157ZM203 158V159H204ZM207 158H209V155H208V157ZM222 158V157H221ZM3 159V158H2ZM1 159V160H2ZM20 159V161L22 162V161H24V160H21ZM171 159V160H170ZM210 159H211V157H210ZM209 159V160H210ZM215 159V158H214ZM214 159H213V161H214ZM254 159V158H253ZM8 160V161H9ZM13 160V159H12ZM11 160V161H12ZM28 160V161H27ZM33 161V162H36V161ZM177 160H178V158H177ZM182 160H184V159H182ZM187 160V159H186ZM186 160H184V162L186 161ZM189 160V159H188ZM190 160H193V159H190ZM216 161L218 160V158L217 159H215ZM240 160V159H239ZM244 159H242L241 158V160L240 161H242V163L241 164H243L244 163V161H243ZM262 160V161H263ZM7 161V162H8ZM14 161V160H13ZM111 161L113 162L112 163V165L115 167V168H112L111 170L113 171L114 169H115V171H117V172H115V174H116V176H117V178H119L118 180H115L114 179V177L115 176H113V178L110 176V174H109V172H110V169L108 168V166H109V163L111 164ZM170 161L172 162V163H170ZM180 161V160H179ZM205 161H206V159H205ZM221 161H223L224 162V160H221L220 159V162L219 163H221ZM227 161V160H226ZM225 161V162H226ZM237 161H238V159H237ZM33 162H31L32 164H33ZM181 163V166H183L182 164L184 163L183 161H180ZM183 162V163H182ZM189 161H187V162H185V163H188ZM208 162V161H207ZM211 162V161H210ZM218 162V161H217ZM230 162V161H229ZM229 162H227V163H229ZM256 162V161H255ZM261 162V161H260ZM3 165H2V164ZM8 163H10V161L8 162ZM179 162L177 161V163L176 164H174V166H177V164H178ZM184 163V167H183V169L184 168H187L188 166H189V164L187 165V164H185ZM234 164H230L229 163V165L231 166V168H236V167H238V164L236 165L235 164V162H233ZM7 164V163H6ZM14 164V163H13ZM14 164V165H15ZM21 164V163H20ZM28 164V163H27ZM30 164V163H29ZM38 164V163H37ZM41 164V163H40ZM191 164H193V163H191ZM190 164V165H191ZM211 164H213V163H211ZM223 164V163H222ZM226 164V163H225ZM20 166V167H17V166ZM47 167H46V166ZM65 165V164H64ZM67 165H69L67 162H66V166L65 167H67ZM227 165V164H226ZM244 165V164H243ZM242 165V166H243ZM253 165V164H252ZM255 165V164H254ZM256 165H258V162L256 163ZM26 166H28V165H26ZM35 168L36 167H38L39 166V164H38V166H36V164L35 165H33ZM48 166H51L52 168H53V170H54V172H52V169H51V167H49V169H48ZM54 166V167H53ZM82 166V167H81ZM181 166H178V167H181ZM186 166V167H185ZM193 166H195V164H193ZM192 165H191V168H195V167H193ZM197 166H198V163H197ZM196 166V167H197ZM199 166H200V163H199ZM217 166V165H216ZM219 166V167H218ZM217 167L218 168H221L222 167V165L220 166V165H218ZM228 166V165H227ZM241 166V165H240ZM70 167V166H69ZM190 167V166H189ZM189 167L187 168V169H189ZM202 166H200V168H201ZM215 167V166H214ZM213 167V168H214ZM14 168H15V170H14ZM17 168H18V172H17ZM177 168V167H176ZM213 168H212V173H210L211 171H208L206 168H204V169H206V170H204V171H207V172H209L210 174H213L214 173V171H213ZM224 168V167H223ZM255 169H256V167H254ZM30 169H31V167H30ZM67 170H69V168L67 167L66 168ZM183 169H181V170H183ZM210 169H211V166H210ZM215 169V168H214ZM243 169V168H242ZM252 169V168H251ZM254 169V170H255ZM51 170V172L53 173V175H51V174H47V173H50L49 171ZM78 170H80V169H78ZM194 171L195 172V170L194 169H191V171ZM225 170V169H224ZM226 170H230V169H226ZM253 170V169H252ZM77 171V170H76ZM99 171V170H98ZM137 171V173H136V177L138 178H136L135 176H134V172H136ZM175 171V172H174ZM177 171H180V169L178 170V168H177ZM190 171V170H189ZM187 172V173H185L186 175H188L190 172ZM199 171H201V170H199ZM256 171V170H255ZM254 171V172H255ZM74 171H72L71 173H73ZM99 172V173H100ZM105 172V173H104ZM184 172V171H183ZM183 172H181V173H183ZM197 172V171H196ZM232 172V171H231ZM231 172H230V174H231ZM20 174H22L21 173V171L19 172ZM18 173V174H19ZM26 173H28L27 174V176H26ZM59 173H61V172H59ZM63 173H61V174H63ZM76 172H74L73 174H75ZM100 173V174H101ZM178 173V172H177ZM198 173V172H197ZM204 173V172H203ZM234 173V172H233ZM235 173H237V172H235ZM234 173V174H235ZM240 173V172H239ZM249 173V172H248ZM252 173V172H251ZM250 173V174H251ZM256 173V172H255ZM17 174V175H18ZM56 174V176H57V178H59L58 177V175ZM65 175H63V176H66V174L67 173H64ZM70 174V173H69ZM76 174H78V173H76ZM79 174H80V172H79ZM78 174V175H79ZM82 174V173H81ZM80 174V175H81ZM86 174V173H85ZM98 174V173H97ZM113 174H114V172H113ZM132 174H133V178H136V179H134V181L136 180L137 182H134V184H136V186L137 187H134L135 185L133 184V185H130L129 183H128V185L126 184V182H125V184L127 185H123L122 187H123V189L122 190H124L125 189V192H124V195H122V196H125V201L122 199V200H119L118 198H116L114 195H116V194H114V195H112V193H113V188H114V186L116 185V182H118V183H120V182H123V181H125V178H127V176H128V178H129V175H131L132 176ZM194 174V173H193ZM202 174V173H201ZM205 174H207V173H205ZM210 174L208 175V176H210ZM233 174V175H234ZM243 173H241L240 175H242ZM250 174H248V175H250ZM25 175V176H24ZM30 175H32V176H30ZM83 175V174H82ZM99 175V174H98ZM98 175H96L95 174V177L96 176H98ZM204 175V174H203ZM224 175V174H223ZM239 175V174H238ZM252 175L254 176V178L256 177L257 178V176H259V173H256V174H253L252 173ZM71 176V175H70ZM70 176H68V177H70ZM74 176V175H73ZM70 177L71 179H69V180H73L74 179V177ZM75 176H77V175H75ZM131 176H130V178H131ZM198 176H200V175H198ZM208 176H203V177H208ZM214 176V175H213ZM216 176H217V174H216ZM230 176H232V175H229V177ZM78 177H80V176H78ZM82 177H86L85 175L84 176H82ZM88 177V176H87ZM178 176H176V178H177ZM189 176H187V178H188ZM190 177H191V175H190ZM189 177V178H190ZM195 177H197L196 175H195ZM228 177V178H229ZM235 177V176H234ZM241 177V176H240ZM246 178L247 176L245 175V176H243V178ZM261 177V176H260ZM259 177V178H260ZM123 178V179H122ZM129 178V179H130ZM184 178V177H183ZM194 177H192V179H193ZM202 178V177H201ZM200 178V179H201ZM211 178V177H210ZM209 177H208V179H210ZM217 178V177H216ZM249 178V177H248ZM251 178V177H250ZM253 178V179H254ZM255 178V179H256ZM24 179V180H23ZM88 179V178H87ZM173 179H175V177H173ZM177 179V180H178ZM182 179V178H181ZM185 179V178H184ZM191 179V180H192ZM196 179V178H195ZM194 179V180H195ZM197 179H198V177H197ZM196 179V180H197ZM214 179V178H213ZM258 179V178H257ZM57 180V181H56ZM59 180H60V182H62L63 184L61 185L60 184V182H59ZM80 180H84L83 178H81ZM89 180V179H88ZM127 180V179H126ZM133 180V179H132ZM167 180H169V178L167 179ZM219 180V179H218ZM221 180V179H220ZM226 180V182H228L227 181V179H225ZM224 180V181H225ZM262 180H264L263 178H262ZM25 181V182H24ZM74 181V180H73ZM73 181H71V183H73ZM79 181V180H78ZM77 181V182H78ZM85 181H86V178H85ZM84 181V182H85ZM90 181V180H89ZM129 181V180H128ZM176 181V180H175ZM203 181V180H202ZM201 181V182H202ZM209 181V180H208ZM215 181V179L213 180V182ZM232 181V180H231ZM239 181V180H238ZM247 181V180H246ZM76 181H74V183L73 184H76L77 183ZM131 182V181H130ZM168 182V181H167ZM166 182V186H164V188L163 189H165V187H167L168 189H169V187H168V183ZM171 182H169V183H171ZM184 182V181H183ZM186 182H187V180H186ZM186 182H184V183H186ZM197 182V181H196ZM210 182H212V181H210ZM222 183H223V181H221ZM234 182H237V181H234ZM244 182H245V180H244ZM251 183H246L247 185L248 184H252V189H254V185H256V184H254V183H252V181H250ZM24 183V184H23ZM79 183H83V181H80ZM78 183V184H79ZM89 183V182H88ZM124 183V182H123ZM122 183V184H123ZM133 183V182H132ZM131 183V184H132ZM163 183H164V181H163ZM176 183H177V181H176ZM189 183V182H188ZM202 183H204V182H202ZM214 183H216V181L214 182ZM218 183L219 184H221L219 181H218ZM239 183V182H238ZM261 183H263V181H261ZM178 184V185H179ZM190 184V183H189ZM193 184H194V182H193ZM196 184V183H195ZM200 184V183H199ZM198 184V185H199ZM205 184H206V179H205ZM209 184V183H208ZM224 184H225V182H224ZM223 184V185H224ZM241 184V183H240ZM239 184V185H240ZM257 184H259V183H257ZM26 187H25V186ZM83 185V184H82ZM82 185H80L81 187H82ZM86 185V184H85ZM84 185V186H85ZM90 185V184H89ZM170 185V184H169ZM207 185V184H206ZM214 185V184H213ZM222 185V184H221ZM220 185V186H221ZM225 185H227V184H225ZM242 185L244 186L245 184H243L242 183ZM260 185V184H259ZM263 185V184H262ZM24 186V187H23ZM77 186H79V185H77ZM88 185H86V187H87ZM141 186V187H140ZM171 186H173L172 184L170 185V187ZM185 186V185H184ZM196 186V185H195ZM207 186H209V185H207ZM219 186V185H218ZM230 186V185H229ZM243 186H241L243 189H244V187ZM246 186V185H245ZM73 187H74V189L76 188L75 187V185H73ZM81 187H79V188H81ZM86 187H83L82 189H84V190H89V189H87ZM89 188H91L92 190V194H94L93 193V191H94V188H93V186H88ZM150 187H149V189H150ZM240 187V188H241ZM258 186L256 185V192L254 191V190H251V189H249L250 188V186H248V189L250 190H248L247 191V193H245L244 192V194H248V192H251L250 193V195L248 196L249 198H247L246 199V204L245 205H243L244 206V210H243V213H244V215H245V217H246V219H245V223L246 224H244L246 227H252V228H255L256 229V227L258 228V226H260L261 227V225L264 223V190H261V188L259 189V188H257ZM260 187V186H259ZM263 187V186H262ZM71 188V187H70ZM86 188V189H85ZM133 188H135V189H133ZM148 188V187H147ZM147 188H145V190H147ZM196 188V187H195ZM200 188V187H199ZM208 188H210V187H208ZM225 188V187H224ZM246 188H247V186H246ZM49 188H47V189H45V190H48ZM56 189V190H57ZM67 189V190H66ZM74 189H72V190H74ZM148 189V190H149ZM197 189V188H196ZM211 189V188H210ZM215 189H216V187H215ZM222 189H223V186H222ZM231 189V188H230ZM257 189H259V190H257ZM44 190V189H43ZM44 190V195L45 196H47L46 195V191ZM55 189H54V194H56V191ZM76 190H78V188H76ZM80 190V189H79ZM144 190V189H143ZM150 190H152V189H150ZM150 190L149 191H147V192H150ZM175 190V189H174ZM182 190V189H181ZM189 190V191H188ZM209 190V189H208ZM217 190V189H216ZM227 190V189H226ZM238 190V189H237ZM247 190V189H246ZM90 191V190H89ZM137 191V192H136ZM140 191V193H138ZM161 191H162V188H161ZM212 191V190H211ZM223 191V190H222ZM231 191V190H230ZM244 191V190H243ZM43 192V191H42ZM53 192V191H51V190H49V194H51V193ZM69 193L70 192H72L71 190L70 191H68ZM86 192H88V191H86ZM133 192L136 194H133ZM146 192V193H147ZM154 192V191H153ZM172 192L173 191H171V194L170 195H173L172 194ZM182 192V193H181ZM193 192V193H192ZM207 192V194H208V191H206ZM214 192H217V191H214ZM252 192H254V193H252ZM48 193V192H47ZM74 193V192H73ZM76 193H78V192H76ZM80 193V192H79ZM81 193H83V192H81ZM90 193V192H89ZM89 193H87L88 195H89ZM138 193V194H137ZM151 193L152 192H150L149 193V197H150V195H151ZM155 193V192H154ZM154 193H152V195H153V197H154V195L155 196H157L159 193L156 191V194H154ZM220 193V192H219ZM219 193H218V195H219ZM233 193V192H232ZM234 193H237L238 194V192L236 191V192H234ZM239 193H240V189H239ZM58 194V193H57ZM86 194V195H87ZM97 194V193H96ZM211 195H212V193H210ZM241 194V193H240ZM243 194V195H244ZM79 195H82V194H79ZM79 195H77L76 194V196H74L73 195V199H74V201L73 202H76V204H78V202H77V198H78V196ZM83 195H84V193H83ZM86 195H84V196H86ZM95 195V194H94ZM101 195H99V196H101ZM151 195V196H152ZM161 195H163L162 194V192L160 193V196ZM227 195V194H226ZM226 195H224V196H226ZM233 195V194H232ZM34 196V198H32ZM42 195H40V197H41ZM49 196V195H48ZM70 196V195H69ZM84 196H82V197H84ZM90 196V195H89ZM88 196V197H89ZM96 196H98V195H96ZM118 196V195H117ZM135 196H136V198H137V200H133V199H136L135 198ZM148 196V195H147ZM159 196V195H158ZM159 196V197H160ZM203 196V195H202ZM234 196V195H233ZM232 196V197H233ZM235 196H240L239 194L238 195H235ZM234 196V197H235ZM245 196V195H244ZM81 197V198H82ZM110 197H108V198H110ZM119 197V196H118ZM132 197H134L133 199H132V201H134V203H132V204H129L127 201H126V199L128 200V199H130V198H132ZM148 197V198H149ZM213 197H214V193H213ZM233 197V198H234ZM46 198V197H45ZM44 197H43V199H45ZM56 198V197H55ZM55 198H53L54 199V201H55ZM65 197H63L62 199H64ZM70 198H71V196H70ZM70 198H68V197H66L65 199H67L65 202L67 203V202H69L68 200L70 199ZM86 198V197H85ZM90 198H92V201H94L95 199H96V197H93V195H92V197H90ZM115 198H116V200H115ZM122 198V197H121ZM156 197H154V199H155ZM161 198H162V196H161ZM208 198V197H207ZM241 199H242V197H240ZM32 199H34V200H32ZM40 199V198H39ZM47 199H48V197H47ZM97 199H98V197H97ZM96 199V200H97ZM100 199H101V197H100ZM100 199H98V200H100ZM106 199V198H105ZM203 199H205V197L203 198ZM214 198H212V200H213ZM231 199V198H230ZM244 199V198H243ZM41 200V199H40ZM57 200V199H56ZM89 200V199H88ZM91 200V199H90ZM108 200V199H107ZM107 200H105L106 201V203L108 202ZM221 200H222V198H221ZM38 201V200H37ZM79 201H82V200H80L79 199ZM105 201H103V203L105 202ZM129 201V200H128ZM219 201V200H218ZM228 201V200H227ZM230 201V200H229ZM238 201H239V199H238ZM237 201V202H238ZM244 201V200H243ZM89 202V201H88ZM99 202V201H98ZM97 202V203H98ZM109 202H111V201H109ZM80 203V202H79ZM83 203V202H82ZM92 204H93V202H91ZM97 203H95L94 202V204L93 205H91V206H94L95 204H97ZM102 203V202H101ZM100 203V204H101ZM106 203H104V204H106ZM228 203V202H227ZM240 203V202H239ZM244 203H245V201H244ZM71 204V203H70ZM69 204V205H70ZM108 204H111V203H107L106 205H102V207H101V205H100V207L101 208H104V206H105V208H108ZM231 204V203H230ZM238 204V203H237ZM54 205H56L55 203H54ZM99 205V204H98ZM146 205H147V207H146ZM162 205V206H161ZM233 205V204H232ZM231 205V206H232ZM58 206V205H57ZM57 206H55V207H57ZM97 206V205H96ZM107 206V207H106ZM214 206V205H213ZM219 206V205H218ZM75 207H77L76 205L74 206V208ZM99 207V208H100ZM113 207H114V209H113ZM216 207H217V205H216ZM215 207V208H216ZM222 207H223V205H222ZM242 207V206H241ZM65 208V207H64ZM63 207H62V209L63 210H65ZM68 209H69V207H67ZM71 208V210H73L74 211V209H72L73 207H70ZM80 208H81V206H80ZM86 208V207H85ZM84 208V209H85ZM104 208V209H105ZM230 208V207H229ZM228 208V209H229ZM57 209V208H56ZM75 209H78V207L77 208H75ZM82 209V208H81ZM104 209H100V211L99 212H101V210L103 211ZM111 209V208H110ZM218 209V208H217ZM67 210V209H66ZM90 210V209H89ZM105 210H109V209H105ZM104 210V211H105ZM214 210V209H213ZM221 210V209H220ZM58 211L59 212H61L59 209H58ZM78 211V210H77ZM88 211V210H87ZM87 211H85V212H87ZM92 211V214H89V215H91V217H90V219L92 218L93 219V217L94 216H97V215H94L93 214V212H94V210H91ZM91 211H89V212H91ZM97 211H98V209H97ZM145 211V212H144ZM219 211V210H218ZM225 211V210H224ZM231 211V210H230ZM238 211L240 212V210L238 209ZM241 211H242V209H241ZM71 212V214H72V211H70ZM84 212V211H83ZM89 212H87V215H88V213ZM107 212H109V211H107ZM106 212V213H107ZM110 212H111V210H110ZM144 212V213H143ZM215 212H217V210L215 211ZM222 212H223V209H222ZM228 212V211H227ZM232 212V211H231ZM66 213V212H65ZM69 212L67 211V213L66 214H68ZM95 213H97L96 211H95ZM105 213V212H104ZM241 213V212H240ZM243 213H242V216H243ZM59 214V213H58ZM62 214V213H61ZM65 214V215H66ZM77 214V213H76ZM84 213H82V215H83ZM99 214H101V213H99ZM111 215V216H109V219H110V217L112 218V214L111 213H108L107 215L105 214V215H103V216H108V215ZM115 214V216L116 215H118V214H116V213H114ZM114 214H113V216H114ZM223 214H225V213H223ZM19 215H22V217H25V216H27V217H29L30 218V220L28 221V219H27V222H25L24 221V218H22L23 219V221L21 220V221H18L19 219H18V217H19ZM63 215H64V213H63ZM73 215H74V213H73ZM78 215V214H77ZM77 215H75V217L77 216ZM84 215H86V213L84 214ZM94 215V216H93ZM93 216V217H92ZM101 217H102V215H100ZM147 216V217H148ZM219 216V215H218ZM217 216V217H218ZM235 216H237V214H235ZM14 217V218H13ZM45 217V218H46ZM62 218V221H63V216H61ZM89 217H88V219H89ZM101 217H99V216H97V217H95L94 219H96V221H97V218L98 219H100ZM128 217V218H127ZM135 217V218H134ZM153 217V218H154ZM0 218V219H1ZM16 219L17 220V222H14L13 221V219ZM20 218V219H21ZM68 218V222H70L69 221V216L67 217ZM76 218H79L78 216L76 217ZM76 218H74V216H72V219H76ZM83 218H84V216H83ZM86 218V217H85ZM115 218V217H114ZM113 218V219H114ZM119 218H120V216H119ZM119 218H117V216H116V219H115V221H117V219H119ZM152 218V223H155L156 221H157V219L156 218H154V219H156V221H154V219ZM237 218H238V216H237ZM44 219V220H43ZM70 219H71V216H70ZM87 219V218H86ZM88 219H87V221H88ZM92 219H91V222H92ZM94 219H93V221H94ZM101 219H103V217L101 218ZM113 219H111V221H113ZM121 219V218H120ZM247 220V221H246ZM13 221V222H12ZM77 221H78V219H77ZM79 221H80V218H79ZM78 221V222H79ZM87 221H86V224L88 225V224H91V222L90 221H88V223H87ZM103 221H104V219H103ZM105 221L106 222H108L107 221V217L105 218ZM114 221V224H115V229H116V231L119 233V231L118 230H120V223H119V221L118 222H115ZM154 221V222H153ZM164 221V222H163ZM230 221V220H229ZM238 221H239V219H238ZM1 222V221H0ZM61 222V221H60ZM64 222H65V219H64ZM64 222L62 223V224H64ZM72 222H74V221H72ZM71 222V223H72ZM76 223V221H75V223L76 224H78V226H80L79 225V223ZM80 222H82V223H84L83 221H80ZM95 222V221H94ZM105 222V223H106ZM135 222H136V219H135ZM150 222H151V217H150ZM60 223V224H61ZM67 223V222H66ZM82 223H80V224H82ZM93 223V222H92ZM96 223V222H95ZM95 223H93V224H91V226H93V228H94V230H93V228L91 229V227H90V231H88L89 233L91 232V231H95L96 229V227H95ZM104 222H102V223H100L99 222V224H102V226L103 225H105V224H103ZM109 223V222H108ZM106 224L107 225V227L108 226H110L109 224ZM137 223V222H136ZM141 223V222H140ZM152 223H151V225H152ZM2 223H0V225H1ZM9 224V225H10ZM56 224V223H55ZM61 224V225H62ZM99 224H97L98 226H99ZM114 224H112V225H114ZM243 224V223H242ZM247 224H249L248 226H247ZM8 225V224H7ZM9 225H8V227H9ZM12 225H10V226H12ZM68 225H70V224H68ZM72 225H73V223H72ZM75 225V224H74ZM96 225V226H97ZM111 225V227H114V226H112ZM150 225V226H151ZM53 226H54V228H53ZM55 226L56 227H58L57 229L55 228ZM63 226V225H62ZM84 226H86V225H84ZM84 226H83V228H82V230L84 229ZM153 226H156L155 224H153ZM241 226V225H240ZM0 227H2V225L0 226ZM63 227H65V229H66V226H63ZM63 227H61V229H58V230H62V228ZM72 226H69L68 228L69 229H72L71 228ZM89 226H87V228H88ZM101 227V226H100ZM100 227H97V230L100 228ZM104 227H106V226H104ZM148 229H147V228ZM259 227V228H260ZM9 228H12V227H9ZM12 228V229H13ZM103 228V227H102ZM110 228V227H109ZM108 228V229H109ZM123 230H125L126 229V227H121ZM130 228L128 227L127 228V230L126 231H129L130 230ZM136 228V227H135ZM157 228H159V230L157 229ZM215 228L217 229V231L215 230ZM239 228V227H238ZM237 228V229H238ZM3 229H5V230H7L6 228H3ZM53 229H56V230H53ZM64 229V230H65ZM79 229V228H78ZM89 229V228H88ZM88 229H86L85 228V230L87 231ZM104 229L105 230V232L104 231H100L101 229H99V232H104L106 235L108 234L109 235V230H111V229ZM112 229H114V228H112ZM129 229V230H128ZM172 229H174L175 231L177 230V232H178V234L180 235L181 234V236H180V238L181 237H183V238H181V239H185V241H188V240H186V237L189 239V238H193L194 240H198V241H196L195 243H197V244H195V245H193V246H195V247H193V246H190L189 247V245L188 246H186V248L187 247H189L188 249H190L189 251H191V254H190V252H189V254L190 255H188V256H186L185 254L187 253V251L186 252H184V255L182 256V253L180 252H173L174 250H173V248H175V244L173 245L172 244V246H174L173 248H171V247H169V245H170V243H169V245H168V243H165V241H163L162 242V240L163 239H166L165 237L166 236H170V232H172L173 230ZM26 230H24V231H26ZM80 231V229L79 230H76L75 232H78L79 233V231L80 232H82L83 233V231ZM85 230H84V234H85ZM123 230H121V232L123 231ZM158 230V231H157ZM172 230V231H171ZM250 230V229H249ZM4 231V230H3ZM13 231H15V230H13ZM17 231H19V234H17L18 232ZM54 231H57L58 233H59V235H57V233L56 232H54ZM63 231V230H62ZM72 231V230H71ZM113 231V232H112ZM111 231V233L112 234H114V230H112ZM169 231V232H168ZM253 231V230H252ZM1 232V231H0ZM7 232V231H6ZM9 232V231H8ZM7 232V233H8ZM88 232H86V235H87V233ZM107 232H109V233H107ZM159 232V233H158ZM5 232H3V235L2 236H4L5 234H4ZM12 231L9 233V234H7V236L8 235H10V236H12ZM27 233V232H26ZM104 233H102V235H105ZM173 233V232H172ZM171 233V234H172ZM175 233V232H174ZM235 233V232H234ZM237 233L239 234V232L237 231ZM245 233V232H244ZM244 233H242V234H244ZM255 233H257V232H255ZM30 234H32V235H30ZM80 234V233H79ZM91 234V233H90ZM92 234H94L93 232H92ZM111 234V235H112ZM115 234H116V232H115ZM123 235L122 236H125L126 235V232H125V235H124V233H122ZM154 234V235H155ZM169 234V235H168ZM178 234H176L177 235V238L176 239H178ZM240 234H241V232H240ZM257 234H259V233H257ZM15 235V236H16ZM26 235V234H25ZM85 235V237H87ZM97 235H98V233H97ZM105 235V236H106ZM121 235V234H120ZM128 235V236H127ZM126 235V237L125 238H128L129 237V234H127ZM176 235H174V236H176ZM251 235V234H250ZM253 235V234H252ZM254 235H256V234H254ZM2 236H1V234H0V237H1V239H2ZM9 236V237H10ZM14 236V235H13ZM26 236H28V234L26 235ZM32 236H34V237H32ZM57 236H59V237H57ZM60 236H61V238L63 237V240L61 241L60 239ZM80 236V235H79ZM89 236V235H88ZM93 236H95V234L93 235ZM99 236H101V235H99ZM113 236V235H112ZM112 236H109L110 238H108V239H110L111 241H112V239H111V237ZM116 236H117V234H116ZM116 236H113V237H115L116 238ZM119 236V235H118ZM163 236H165L164 238H163ZM244 236V235H243ZM4 237H6V235L4 236ZM23 237V234H21V237H19V239L20 238H22ZM68 237V238H67ZM82 237V236H81ZM90 237V236H89ZM88 237V238H89ZM92 237V236H91ZM103 236H101V238H102ZM108 236H106V238H107ZM161 237V238H160ZM258 237V236H257ZM16 238V237H15ZM29 238V239H28ZM87 238V239H88ZM104 238V237H103ZM102 238V239H103ZM121 238V237H120ZM10 239H14V238H10ZM10 239H7V242H8V240H10ZM24 239V238H23ZM26 239V238H25ZM83 240L85 239V238H82ZM91 239H93V242L95 243V240L94 239H96V237H92ZM91 239H89V242H90V240ZM99 239V238H98ZM98 239H97V241H98ZM105 239V238H104ZM129 239V238H128ZM180 239V240H181ZM254 239V238H253ZM257 239V238H256ZM255 239V240H256ZM5 240H6V238H4V242H5ZM105 240H107V239H105ZM117 240H119V238L117 239ZM121 240V239H120ZM123 240V239H122ZM125 240V239H124ZM169 240H170V238H169ZM189 240H191V239H189ZM235 240H238V239H235ZM259 240V239H258ZM2 241V240H1ZM0 241V242H1ZM13 241H16V239L15 240H12V243H13V245L15 246V242H13ZM18 241V240H17ZM23 242L24 240H21L20 239V242ZM87 242H88V240H86ZM92 241V240H91ZM99 241H100V239H99ZM109 240H107V243H108V245H109V242H108ZM129 242H131V240H128ZM239 241V240H238ZM242 241V240H241ZM247 241H249V240H247ZM3 242V241H2ZM20 242L18 241V243L20 244ZM79 242H81V243H83V245H81ZM93 242H91L92 244H91V246L93 245ZM104 242V241H103ZM113 242V241H112ZM118 242V241H117ZM121 242V241H120ZM120 242H118L119 243V246H120ZM124 242H126V241H124ZM6 243V242H5ZM10 243H11V240H10ZM10 243L8 244V245H10ZM17 243V244H18ZM104 243H106V242H104ZM114 243H116L115 241H114ZM118 243H116V244H118ZM132 243V242H131ZM175 243V242H174ZM259 243V242H258ZM1 244V243H0ZM4 244V243H3ZM18 244V247H22L23 248V246H21V245H19ZM22 244V243H21ZM66 244H68L67 246H66ZM97 244H100V242L98 243V242H96V245ZM128 244V243H127ZM127 244L125 245V246H127ZM130 244V243H129ZM128 244V246H130ZM176 244H177V242H176ZM188 244V243H187ZM5 245V244H4ZM13 245H12V247H13ZM23 245V244H22ZM95 245V246H96ZM111 245V244H110ZM109 245V247H111ZM121 245H123V241L121 242ZM186 245V244H185ZM258 245V244H257ZM1 246V245H0ZM90 246V247H91ZM94 246V245H93ZM104 246V245H103ZM103 246H102V243H101V245L99 246L102 250H103ZM107 246V244L104 246V247H106ZM118 246V245H117ZM124 246V247H125ZM132 245L129 247L130 249H131V247H133ZM135 246V247H136ZM18 247H16L15 246V249L17 250V248ZM86 247H89V246H86ZM97 247H98V245H97ZM121 247V246H120ZM169 247V248H168ZM177 247H178V244H177ZM176 247V248H177ZM180 247V246H179ZM249 248V250H247V248ZM259 247V246H258ZM1 248H2V246H1ZM11 248V247H10ZM9 248V249H10ZM14 248V247H13ZM12 248V251L14 250ZM34 248V249H33ZM73 248V247H72ZM71 248V249H72ZM94 248V247H93ZM111 248H113V246L111 247ZM117 248V247H116ZM116 248H114V249H116ZM123 248V247H122ZM171 248V249H170ZM175 248V249H176ZM182 248V247H181ZM180 248V249H181ZM254 248V251H255V247H253ZM262 249H263V247H261ZM3 249V248H2ZM6 249H8L7 247H6ZM21 248H18V250H20ZM27 250V252L26 253H28V251H30V250ZM75 249H76V252L78 251L77 250V248L75 247ZM96 249V248H95ZM105 249V248H104ZM106 249H107V247H106ZM110 249V248H109ZM113 249V250H114ZM118 249V248H117ZM121 249V248H120ZM133 249H135L134 247H133ZM258 249H260V248H258ZM4 250H5V247H4ZM3 250V251H4ZM22 250V249H21ZM83 250H85V249H83ZM82 249L81 250H79L78 251V253H76L75 252V250H73L72 251V254L74 253L75 255L74 256H76V254L77 255H81V253H82V255H83V251ZM87 250V249H86ZM98 250V252H99V249H97ZM108 250V249H107ZM107 250H104V251H106L105 253H108L109 251H107ZM112 250V249H111ZM112 250V251H113ZM123 250H128V248L127 249H123ZM136 250V252H138ZM178 250V249H177ZM176 250V251H177ZM184 250H186V249H184ZM6 251H8V250H6ZM10 251L11 250H9V253H10ZM11 251V252H12ZM23 251V250H22ZM30 251V253L29 254H26L25 252L23 253V254H26V259H27V257L29 256V255H31V256H34V254L32 253ZM80 251H81V253H80ZM83 251V252H82ZM88 251V250H87ZM94 251V249H92V250H90V252L89 253H91V252H93ZM103 251V252H104ZM115 251H118V250H115ZM125 251V252H126ZM130 251V250H129ZM133 251V250H132ZM257 251V250H256ZM17 252V253H16ZM18 252H20V251H15L14 250V253H16V254H18ZM35 252V253H36ZM94 252H96V251H94ZM97 252V253H98ZM119 252H120V254H121V251L119 250ZM124 252V251H123ZM182 252H183V250H182ZM0 253H1V250H0ZM3 253V252H2ZM1 253V254H2ZM5 253H7V252H5ZM86 253V252H85ZM85 253H84V255H85ZM89 253H86V256H88V254ZM97 253H92V255H94V256H90L91 258H94L95 257V255L97 254ZM102 253V251H100V254ZM111 253V252H110ZM113 253H114V251H113ZM116 254L118 253V252H115ZM114 253V254H115ZM11 254V253H10ZM9 254V255H10ZM13 254V253H12ZM20 255H21V252L19 253ZM18 254V255H19ZM99 254V253H98ZM97 254V255H98ZM115 254V255H116ZM125 254V253H124ZM124 254H122V255H124ZM131 254V253H130ZM129 254V255H130ZM135 254V253H134ZM257 254V253H256ZM264 254V253H263ZM5 255V254H4ZM4 255L3 256H1L0 255V258L1 257H4ZM17 255V256H18ZM19 255V256H20ZM28 255V256H27ZM36 255V254H35ZM83 255V256H84ZM107 255H109V254H107ZM107 255H105L106 257V259L108 258V256ZM114 255V256H115ZM133 255V254H132ZM139 255V254H138ZM249 255V256H248ZM252 255V254H251ZM8 256V255H7ZM16 256V255H15ZM15 256H14V258H15ZM22 256V255H21ZM24 256V255H23ZM22 256V257H23ZM85 256V257H86ZM113 255L111 254L110 255V257H112ZM136 256V255H135ZM254 256V255H253ZM256 256H258V255H256ZM13 257V256H12ZM35 257V256H34ZM34 257H32V258H34ZM77 258H80V257H78V256H76ZM82 257V256H81ZM99 257H101V256H99ZM98 257V259H101V258H99ZM120 257V256H119ZM118 256L116 257L117 258V261L115 260V263L116 262H118L119 261V259H121V257L119 258ZM124 257H125V255H124ZM29 258V257H28ZM31 258V257H30ZM30 258L28 259V260H26V259H22V262L20 261H18V259H17V257H16V259H17V261L16 260H14L15 262H17V264H27L28 263V261L30 260ZM31 258V259H32ZM39 258V259H38ZM73 258H75V257H73ZM83 258V257H82ZM87 258V257H86ZM85 258V259H86ZM95 258H97V256L95 257ZM115 258V257H114ZM119 258V259H118ZM264 258V257H263ZM2 259H6V258H2ZM11 259V257L9 258V259H6V260H0V261H2V263H0V264H9V260ZM72 259V258H71ZM71 259H69V261H68V263H66V264H71V262H73ZM76 259V258H75ZM88 259H90V258H88ZM88 259H86V261L88 260ZM109 259H111V258H108V260ZM123 260H124V258H122ZM121 259V260H122ZM134 259H135V257H134ZM158 259V260H157ZM19 260H21V259H19ZM24 260H26V262L27 263H25V261ZM39 260H40V263H39ZM74 260V259H73ZM77 261L76 262H78V263H76V264H79V262L81 263V258H80V261H78L79 259H76ZM84 260V259H83ZM94 260H96V259H94ZM94 260H92L91 262H86V264L87 263H91V264H93V261ZM103 260H104V258L102 257V263H105V264H107L109 261H107V263L106 262H103ZM126 260V259H125ZM128 260V259H127ZM157 260V261H156ZM13 261V260H12ZM13 261V262H14ZM24 261V262H23ZM38 261V262H37ZM56 261H58V262H56ZM60 261V262H59ZM65 261H63L64 262V264H65ZM88 261H90V260H88ZM130 261H131V259H130ZM130 261H128V262H130ZM14 262V263H15ZM30 262V261H29ZM32 262V261H31ZM30 262V263H31ZM34 262V263H35ZM85 262V261H84ZM96 262V261H95ZM98 262H100V261H98ZM98 262H96V263H98ZM113 262V261H112ZM121 262V261H120ZM124 262V261H123ZM263 262H264V259H263ZM13 263V264H14ZM29 263V264H30ZM34 263H32V264H34ZM101 263V262H100ZM101 263V264H102ZM111 263V262H110ZM119 263V262H118ZM260 263H261V261H260ZM12 264V263H11ZM73 264V263H72ZM82 264H83V262H82ZM85 264V263H84ZM95 264V263H94ZM126 264H130V263H126ZM132 264V263H131Z\"/></svg>",
	"mask_w": 264,
	"mask_h": 264
},
{
	"label": "rangeland",
	"instance_id": "374dc122",
	"mask_svg": "<svg viewBox=\"0 0 264 264\" xmlns=\"http://www.w3.org/2000/svg\"><path fill=\"white\" fill-rule=\"evenodd\" d=\"M221 1H224V0H221ZM221 1H219V2H221ZM225 1H226V0H225ZM212 3H213V4H212V7H213V9L216 11V13L219 14V13L222 12V13H221L222 16L220 15L221 17H223V14L225 15L223 20H221V17L218 15V17H217L216 19H214V18H209V19H206V20H207V21H206V20H205V15L202 14V13H204V12H203V11H204V10H203V9H204V6L202 7V5H200L201 7H200V6L197 7L196 10L193 9V10H195L194 12L192 11L193 13L191 12V10L188 11L186 8H182V6H181L182 10H181V8H180V9H179V12L182 11V13L180 12V13H178V14H179V15H182V14H183L182 17L185 16L186 18H185V17L183 18V20H185V21H183L182 19H181V20H182L183 22H182L181 20H180V21H181L182 23H184V24H185V23H187L188 25L190 24V25H189V26H190V27H189L190 30L187 29L186 32L184 31V34H183V35L190 34V32L192 33L193 30H195V31L198 33V35L200 36V35L203 33V30H204V32H206V33H203L202 36H204L205 38L203 37V39H205L206 42L208 41L207 43H209V46H208V44H207V46L211 49V52H210V49H209L208 47H207V49H209L208 51L211 53L210 56H213V55H214V56L216 57V59H215V57H212V58H213L212 60H214L215 62H218V63H222V61L219 62V61H220V60H219L220 57H221V60H223L222 57H226V59L228 60V62H227V61L225 62V61L223 60V61L225 62V64H227V63H228V64H229V63L231 64L232 61L230 62L229 60H233V63H232L233 68H234L238 73L240 72L239 74L237 73L238 75L243 76L242 70H243L244 68H242V66H244V65H243V64L240 65V64L242 63L241 60H240V59H242V54L240 53V52L242 51V49H244L246 46H252V47L255 48L256 50H259V52L264 53V51H263L264 47H263V44H262V43L264 42V18H263V19L261 18V17H264V0H259V3H258V0H257L256 3H255V0H254V2H253V0H251V5L253 4L252 6H254V7H256V8H254V9H253V7H250L251 9H250V8H245V9L243 10V12L241 13V14H243L242 17H243V18L245 17V20H246L245 23H246V25L249 24V23L253 20V21H252L253 23L251 22L252 24L246 26V29H247V30H246V31L244 30V32H247V33H245L244 35H241L242 37H241L240 35H239L240 37H235V34H234V33L232 34L231 29H229V28L227 29L228 26H226V22L224 23L225 26H226V27H225L226 29L224 28V24H221L220 22H218V21H219L218 19H220L221 22H222V21L224 22L225 20L227 21L226 13H224L225 11H228V6H226L227 4L221 5V4L219 3V4L216 6V5H214V2H212ZM260 4H263V5H260ZM219 5H220V6H219ZM259 5H260V6H259ZM36 6H38V5L36 4L35 7H36ZM221 6H223L224 8H222ZM257 6H258L259 9L257 8ZM261 6H263V7H261ZM225 7H226L227 9H225ZM235 8H236V7H235ZM235 8L232 7L231 9H235ZM223 9H224V10H223ZM177 10H178V9H177ZM197 10H198V11H197ZM219 10H221V12H220ZM253 10H255V11H253ZM257 10H259V11H257ZM200 11H202V12H200ZM245 12H247V13H245ZM254 13H256V14H254ZM136 14L139 16V18L142 17V15H143V13H140V14H141V16H140V15H139V12L136 13ZM136 14H134V16H136ZM45 15L47 16V14H45ZM258 15H259V16H258ZM138 16H137V18H138ZM176 16H178V15H176ZM248 16H250V18H248ZM0 17H1V16H0ZM182 17H181V18H182ZM4 18H5V17H3V19H4ZM187 18H188V19H187ZM198 18H199V19H198ZM3 19H2V17H1V18H0V22L2 21L4 25H5V24L8 25L7 28H6V25L4 26V25L2 24V22H1V24L4 26V29H6V31H7L8 28H9L10 26H12V27H10V33H12V35H13L14 31H12V30H14L13 24H14V26H15V23H13L12 21H9V20L7 21V19H6V20L4 19V20H5V21H4ZM186 19H187V20H186ZM202 19H203V20H202ZM212 19H213L214 21H213ZM249 19H251V20H249ZM41 20H46V17H42ZM98 20H99V19H98ZM194 20H195V21H194ZM197 20H199V21H197ZM208 20H209V21H208ZM215 20H216V21L218 20L217 22L220 23L221 25H220V26H219V24L217 25V23L215 22ZM248 20H249V21H248ZM6 21H7V22H6ZM99 21L102 22L103 20L100 19ZM255 21H256V22H255ZM261 21H262V23H261V24H260V23L258 24V22H261ZM212 22H213L215 25H213ZM248 22H249V23H248ZM9 23H10V24H9ZM11 23H12V24H11ZM205 23H206V24H205ZM256 23H257V24H256ZM191 24H194L195 27H194L193 25H191ZM198 24H199V25H198ZM209 24H212L213 26H212V25H209ZM2 25H0V27H3ZM9 25H10V26H9ZM201 25H202V26H201ZM204 25H206V27H205ZM253 25H255L254 28L252 27ZM257 25H258V27H256ZM97 26H98V28H101V29L104 28L101 24H100V27H99L98 22H97ZM101 26H102V27H101ZM217 26H219L220 28H218ZM248 26H249V27H248ZM18 28L21 29V27H18ZM163 28H164V27H163ZM163 28H162V31H163V30H166V31L163 32L164 34H165V32H168V33H169V31H171V30H167V29H163ZM187 28H188V26H187ZM196 28H197V29H196ZM223 28H224V29H223ZM220 29H223L224 31H223V30L220 31ZM0 30H2V29L0 28ZM151 30H152V29H151ZM151 30H150V31H151ZM191 30H192V31H191ZM199 30H201V31H199ZM205 30L208 31V34H207V31H205ZM213 30H214V31H213ZM218 30H219V31H218ZM225 30H226V31H225ZM227 30H228L229 32H230V31H231V32L229 33ZM2 31L6 32L5 30H2ZM2 31H1V32H2ZM210 31H211V32H210ZM4 32H3V33H4ZM8 32H9V30H8ZM200 32H201V33H200ZM244 32H243V33H244ZM3 33H2V34H3ZM10 33H7V32H6L5 34H8V36H5V34H3L2 36H4L6 39H7V37L10 38V35H11ZM153 33H154V31H153ZM153 33L151 32V34H153ZM168 33H167V35L165 34V35L168 36V37H171V36L174 34V33L170 32V33H171V36H170ZM227 33H228V34H227ZM243 33H242V34H243ZM80 34H81V33H78V35H76L75 37L77 38ZM155 34H156V35H155ZM155 34H153L152 36H153V37H154V35H155V37H158V36H159V38H156V40L159 39L160 42H159V40H158V42H159L160 44H159L156 40H154L153 37L150 35V39L148 38L149 40L147 39V40L145 41V45H146L145 47H147L146 49L148 50V51H146L145 48H144V49L140 48L137 44H134V43H133V42H134L133 40H131V41H132V42H131L132 45H128V44H130V41L124 43L125 45L128 43L127 46H129V48H128L127 46L125 47V45H123V46L125 47V50H124V47L122 46V47H123L122 51H123V50L126 51L125 54H123L124 52L121 51V48H122V47H121V48L119 47L120 49L116 47V45L119 46L120 44H122V43L119 44V42L117 41V40L120 41L121 39H120V38H119V39L117 38V39L115 40V43H117V44L115 45V48H116V49H119V50H118V54L116 53L117 55H115V56L117 57V58H116L117 60H116V64H111L110 66H112V65L114 66V65H115L114 67L117 66V69L115 68V70H118V66H119V64H120V66H121V64H122V58H121V55L123 54V55H122V57H123V61H125V63H126V65H124V70L127 69L125 72L129 71V67H130V66H128L129 64L131 65V68H130V71L127 72V73H129V75H130V73L133 71V76L131 75L130 77H127L128 79H129V78L131 79L130 81H132V79H134L133 81H134L135 83H138V82H137L138 79H136V77L138 76V71H139V70H131V69H134V68H132V67L135 66V64L138 63V64H137V67H139V65H140V66L142 65L141 68L139 67V69L142 71V73H141V71H139V76H140L139 83H140V80H142V79L144 78V79H143V82H144V83L141 81V83H143V85L145 84L144 86H147V85L149 86V84H150V86H151V85L153 86L154 84L157 83L156 85L153 86V87H156V86L162 85L161 82H164V83H163L164 87H165V86L167 87L168 84H170V83H172V81H174V82H177V83L179 84V86H182L183 88H184V87H186V88L188 87L190 90H189V89H186V88L183 89V90L186 89L185 92L188 90V94L191 93L193 90L197 91L196 89H199V90H198L199 92L197 91L199 94H196L197 92L194 91V94H195V95H194L193 93H192L191 95H190V94L188 95L187 92H186V94L188 95L187 98H190V97L193 96V95H194L193 97H195V96H197V95H201V94H203V93L205 94V92H207V93H206L207 95H203V96H204L203 99H202V95L199 96V97L197 96L199 99H200V97H201V99H200V102H201V103L204 104V102H206V103H205L206 105H205V104H204V105L202 104L203 106H207V108H206V107H203V109H204L203 111H204V112L207 110V112H205V113L203 112V114H207L209 111H211V109H212L211 107L214 108V107L217 105V102H218V101H217V100H218L217 96L219 95V93H220V94L222 93V95H219V96H221L219 99H222V98H223V99L225 100V98H226L227 96H229V90L227 89V91H225V92H228V95H227V93L224 92V90H226V88H223V87H226V86L228 87V79L226 78L225 74H224V76H221L222 74H219V73H218V74L216 73V74L211 75L210 73L205 72V71L203 70V68L201 67L200 63H199L198 61L196 62L195 59H197V58H194V59L192 58V59H190V61L187 62V65L184 64V60H183V59H182V62H181V60H180L181 58H180L179 60H180V64H181V65H180V64H177L179 67H182V70H181V68H180V72L178 71L179 74H180L179 76H178V73L176 72L178 68L173 67V66H169V65L167 66V68H168L169 70L171 69V70H170L171 72L169 71L170 74H169L168 72H165V70H168V69H166V68H165L166 65H164V64L162 65V63H165V61H166V57H164L165 54H166V52H167L166 47H165V49H164V46H166V45L164 44V43H165V42H164V39H165L166 37L164 38V34H162V39H161V35H160L158 32L156 33V31H155ZM204 34H205L206 36L211 35L212 38L209 37V36H208V38H207ZM212 34L215 35V37H214ZM229 34H230V36H229ZM82 35H84V34L82 33V34L79 36L80 39H84V38L86 37L85 35H84V37H83ZM218 35H219V36H218ZM232 35H233V36H232ZM81 36H82V37H81ZM231 36H232V37H231ZM237 36H238V35H237ZM79 37H78V38H79ZM155 37H154V38H155ZM174 37H177V34H176ZM174 37L172 36V38H174ZM200 37H201V36H200ZM213 37H214L215 39H214ZM218 37H220V38H218ZM78 38H77L76 40H78ZM86 38H87V37H86ZM86 38H85V40H86ZM151 38H152L154 41H156V42H153V41H152L153 47H154V48L156 47V48H155L156 50H155L154 48H153L154 50L151 48V47H152V44H151ZM163 38H164V39H163ZM217 38H218V41H216ZM234 38H235V39H234ZM10 39H11V38H10ZM12 39H13V38H12ZM12 39H11V40H12ZM87 39H88V38H87ZM207 39H208V40H207ZM209 39H210V40H209ZM211 39H212L214 42H213ZM238 39H239V40H238ZM11 40H10V41H11ZM85 40H82V41H83V42L89 41V40H86V41H85ZM219 40H220V41H219ZM15 41H16V40H15ZM116 41H117V42H116ZM121 41H123V40H121ZM121 41H120V42H121ZM161 41H162L163 44H164L163 47H159V46L161 45V43H162ZM76 42H78V47H79V46H80L81 48L83 47V49H87V51H90V50H91V47H90V46L93 44L92 41H91L92 44H91L90 41H89V42H86V44H87L88 46L85 45V47H84V43L81 42V40H80V43H79V40L76 41ZM123 42H124V41H123ZM215 42H216V43H215ZM232 42H233V43H232ZM146 43H147V44H146ZM149 43H150L151 45H150ZM212 43H213V44H212ZM214 43H215V44H214ZM223 43H224V44H223ZM230 43H231V44H230ZM82 44H83V45H82ZM225 44H226V45H225ZM229 44H230V45H229ZM233 44H234V45H233ZM155 45H157V46H155ZM158 45H159V46H158ZM216 45H217V47L222 46V47H220V48H223V49L216 48V47H215ZM232 45H233V46H232ZM149 46H150V47H149ZM224 46H225V47H224ZM230 46H231V47H230ZM148 47H149V48H148ZM157 47H158V49H157ZM211 47H212V48H211ZM214 47H215V48H214ZM89 48H90V50H89ZM126 48L129 50V52H130L129 54H130V55H132V52H133V55H134V56H133V59L128 58V56H127L128 50H126ZM159 48H160V49H159ZM161 48H163V49H161ZM150 49H152L153 52H155V51L158 50V51H157L158 53L156 52V53H153V54H152V53H151L152 51L149 52ZM214 49H215V50H216V49L218 50V52L216 51L217 54H216L215 52H213ZM235 49H236V50H235ZM130 50H131V51H130ZM132 50H134L135 52L132 51ZM159 50H160V51L163 50V51H162L163 54H162ZM225 50H226L227 53H228L227 55H226V51H225ZM231 50H232V52H229V51H231ZM108 51H109V50H108ZM119 51H121L122 53L120 52V53H121V54H120ZM223 51H224V54H222ZM212 52H213V53H212ZM7 53H8V52L4 53L3 55H5V54H7ZM9 53H10V52H9ZM9 53H8V54H9ZM139 53L141 54L142 57H141V56H137ZM159 53H160L161 55H163V57H164L165 59H164L161 55H159ZM214 53H215V54H214ZM218 53H219V54H218ZM220 53H221V55H225V56H221ZM229 53H230V54H229ZM8 54L5 55V56H6V57L8 56V57H11V58H12V54L10 53V54H11L10 56H9ZM129 54H128V55H129ZM140 54H139V55H140ZM157 54H158V55H157ZM231 54H232V55H231ZM29 55H30V54H29ZM118 55H120V57H118ZM124 55H126V56H124ZM130 55H129V57H130ZM135 55H136L137 58H135ZM153 55H155L156 58H155V56H153ZM219 55H220V56H219ZM158 56H161V57H159L160 59L162 58V63H161V65L164 66L163 69H162V67H160L161 65L159 64L161 61H160L159 63L157 62V61L159 60V59H158ZM24 57L26 58V55H25ZM31 57H32V56H31ZM31 57L29 56V58H31ZM143 57H144V58H143ZM217 57H218V58H217ZM11 58H9V59H11ZM18 58H19V57H18ZM25 58H21V60H22V59H25ZM127 58H128V59H127ZM147 58H149V59H147ZM27 59H28V57L25 59V63L23 62L24 60H22V62H21V61H19V62H20L21 64H23V65H25V64L28 63V64H27L28 66H29V63H30V69H31V70L34 69V71L37 69V68L35 69L36 66L41 65V64H39V61H37V60H36V63H37V62H38V63L36 64L35 61H34V58H33V57H32L33 60L31 59L32 62L30 61V59H28V61H27ZM35 59H36V58H35ZM120 59H121V61H118V60H120ZM124 59H127V60H130V59H131V60H135V61H137V62L135 63V61H133V62L130 61V63H128V65H127V61L124 60ZM146 59H147V60H146ZM155 59H158V60L155 61ZM163 59H164V60H163ZM224 59H225V58H224ZM226 59H225V60H226ZM237 59H238V60H237ZM144 60H145V61H144ZM148 60H149V63H153V64H152L153 66H150L151 64H149V63H148V64H149L150 67L148 66V64L146 65V63L148 62ZM218 60H219V61H218ZM26 61H27V63H26ZM29 61H30V62H29ZM33 61H34V62H33ZM78 61H79V62H78ZM84 61H86L87 63L90 62L89 60H84ZM140 61H144V62L141 63ZM146 61H147V62H146ZM151 61H152V62H151ZM191 61H192L193 64L191 63ZM77 62H78L77 65L79 64V68H77L76 61H75V63H73V64L70 63V64H72V66H71V65L66 66V67H68V68H69L70 66L72 67V68H69V70H70V69H73V67L76 66V68L73 69L75 72H73V70L68 71V69L66 68L67 71H68V73H69L70 75H71L72 73H74L73 75H75V73L77 74V71H78V69H79L78 72H79V73H82V74H85V76H86V78H87L88 75L86 74V72L89 71V72H88V74H89V73L92 71V72H94V73L91 72V74H93V76H94V75L97 73V71L95 72V70H98L96 67H98L99 70H100V66H101V65H97V66H95V68H96V69H95V68H93V67H90L88 64H86V62L83 63V62L80 61V60H77ZM81 62H82L83 64H81ZM118 62H119V64H118ZM139 62H140V64H139ZM145 62H146V63H145ZM166 62H167V61H166ZM234 62H235V63H234ZM239 62H240V64H238ZM33 63H34V64H33ZM40 63H41V62H40ZM125 63L123 62V64H125ZM131 63H132V64L134 63V65H132ZM143 63H144V66H145L144 70H146V71L142 70V68L144 67V66H143ZM154 63H155V64H154ZM177 63H178V62H177ZM189 63H190V64H189ZM80 64H81L82 66L86 64L87 67L89 66V67H88L89 69H87V67H85L86 65L83 66V67H84V69H83L82 66H80ZM117 64H118V65H117ZM165 64H166V63H165ZM167 64H168V63H167ZM174 64H176V63H174ZM222 64H223V63H222ZM237 64L240 65V66H238ZM32 65H33V68L31 67ZM189 65H190V66H189ZM232 65H230V66H232ZM102 66L105 67L106 65H102ZM102 66H101V67H102ZM120 66H119V67H120ZM125 66H126V69H125ZM127 66H128V67H127ZM146 66H147V68H146ZM154 66H156V67H154ZM80 67H81L82 69H81ZM103 67H102V68H103ZM114 67H113V68H114ZM137 67H135V69H138ZM152 67H153L154 70H151ZM171 67H172V68H171ZM189 67H192V68H189ZM198 67L200 68V70H199ZM85 68H86L88 71H86ZM91 68H93L94 70H91ZM148 68H150V69H148ZM173 68H174V70H172ZM175 68H176V71H175ZM30 69H29V70H30ZM80 69H81V70H80ZM121 69H123V67H121ZM121 69H119V73H118V71H117L118 74H117V73L114 74L113 72H116V71L113 70L112 68L109 69L110 73H111V74L113 73L114 78H115V76L117 77V80H118L119 78H121V79H122L121 81L113 80V75H112L111 77H110V76H107V72L109 73V71L104 72V74L106 75V78L109 77L110 80H108L109 78H107V79H105V80H106V83H104V81H105V80H104L105 75L103 74V75H104V78L102 77V79H103V80H102V81H103V86H104L103 88L105 89V88H107L109 85H110V86H109V88L105 89V90H108V91H105V90L103 91L104 94L102 93V95L99 94V93L102 92V91H101V90H100V91L98 90L97 95L99 94L98 96H99V97L101 96V97H100L101 100H99V101H102V100H103V99H102L103 97L105 98V96H107L108 93H111L110 91H112L113 89H115L114 87L117 88L118 85L124 86L123 84H124V82L126 81L125 77H126V76H129V75H126V73H124V70H123V72H122ZM147 69L149 70L150 73L152 72V74H155V73H156L155 76H156L157 78L155 77V78H156L155 80H154V79L150 80V78H152V77L154 78V75L152 76V74H150V75H151V76H150V75L146 74V72L149 73ZM155 69H157V70L155 71ZM196 69H198V70H196ZM239 69H240V70H239ZM37 70H38V69H37ZM82 70H83V71L85 70L86 72H85V71L83 72ZM107 70H108V69H107ZM111 70H112V72H111ZM150 70H151V71H150ZM158 70H162V71H161V72H160V71L158 72ZM178 70H179V69H178ZM189 70H191V72H190ZM194 70H196V71L194 72ZM34 71L32 70V74L35 75V73H36V76H37V74L39 73L40 70H38V73H37L36 71H35V73H33ZM81 71H82V72H81ZM134 71H135L136 73H135ZM154 71H155V73H154ZM172 71H174L175 73L172 72ZM202 71H204L207 75H206L204 72H203V73H204V74H203ZM120 72H121V73H120ZM157 72L160 73V75H159V74L157 75ZM162 72H164V73H162ZM183 72H184V74H183ZM189 72H190L191 76H195V79H194L195 82H194V80H191L192 77L189 75ZM193 72H194V73H193ZM196 72H197V73H196ZM198 72H201L202 75H204V76L206 75V76H207V80L209 79L210 82H209V81H206V79H205L206 77H202V75H201L200 73H198ZM30 73H31V72H30ZM79 73H78V74H79ZM110 73H109L108 75H110ZM122 73H124V74L122 75ZM140 73H141V74H140ZM144 73H145V74H144ZM165 73H166V74H169V75H171V76L166 75ZM173 73H174V74H173ZM181 73H182V75H181ZM78 74L76 75V77L78 76V77L76 78V79H77V80H76L77 83H79V82L81 81V80H80V81L78 82V80H79L78 78H80V77H81V79H83L81 82H85V81H86L85 76L83 75V76H84V78H83V76H81L82 74H80V75H78ZM142 74H144V75H142ZM164 74H165V75H164ZM192 74H193V75H192ZM199 74H200V76H199ZM89 75H90V74H89ZM119 75H121V76H119ZM125 75H126V76H125ZM135 75H137V76L135 77ZM146 75H148L149 77L146 76ZM163 75H164V76H163ZM209 75H210V76H209ZM218 75L221 76L220 80L223 79L222 81L219 80V76H218ZM79 76H80V77H79ZM91 76H92V75H90L89 77L93 79L94 77H91ZM139 76H138V78H139ZM143 76L148 77L149 79H148V78H145V77H143ZM162 76H163L164 78H163ZM174 76H175V77H174ZM181 76H183V77L185 76V77H184V78H185V79H184L185 81H183V79H182L183 77H181ZM189 76H190L191 78H190ZM196 76H198L199 78L196 79ZM212 76H213V78L216 77V79L219 80L218 82L220 83L221 87L223 88V89H219V93L216 92L215 90H218L217 87H220V85L217 86L219 83H216L217 80L212 79ZM217 76H218V77H217ZM249 76H252L253 80H255L256 82L260 83L261 86L264 85V68H262V69H256V70L250 71V72H249ZM50 77H52L53 80H52ZM74 77H75V76H74ZM122 77H124V79H123ZM160 77H161V80H160L161 82L159 81ZM169 77H171V79H170ZM176 77H177V78H176ZM179 77L182 79L183 82L181 81V79H180ZM48 78H49L48 81L46 80V82H47V86L45 87L46 89H47V87H48V82H50L49 80L51 79V81H53V82H52V85H50V83H49L50 88H52V89L49 88L50 91L47 92L48 94H49V92H50V95L53 94V96H54V93H53V92H55V95H56V94H58L59 92L63 93V91H65V92L70 93V95H74V93H75V88H74V87H72V86L70 87V86H66V85L63 86V81L65 82V81L67 80L66 77H63L65 80H64L63 78H61V79H58V81L54 79V76H53V75H50ZM111 78H112L113 81L111 80ZM167 78H168V79H167ZM175 78H176V79H175ZM187 78H188V79H187ZM193 78H194V77H193ZM56 79H57V78H56ZM84 79H85V80H84ZM87 79L89 80V78H87ZM115 79H116V78H115ZM128 79H127L126 82H129ZM135 79H136V81H135ZM145 79H146V82H147V80H150L151 83H150L149 81L146 83V82H145ZM157 79H158V80H157ZM169 79H170V81H171V80H172V81L169 82ZM178 79H179V81H181V82H179ZM54 80H55V81H54ZM62 80H63V81H62ZM90 80H91V79H90ZM119 80H120V79H119ZM124 80H125V81H124ZM186 80H187V81H186ZM202 80H205V81H206L205 84H203L204 82H203ZM212 80H214V81H212ZM59 81H60V82L62 81L61 83H62V86H63V87L60 86L61 84L59 85V83H60ZM108 81H109V82H108ZM111 81H112V83L115 82V83H114L115 85H116V84H118V85L115 86L114 84H109ZM154 81H155V82H154ZM215 81H216V82H215ZM46 82H43V83H41V84H43V86H44V84H45ZM58 82H59V83H58ZM107 82H108V83H107ZM116 82H117V83H116ZM119 82H122V83L119 84ZM126 82H125V83H126ZM134 82H133V83H134ZM152 82H153V83H152ZM158 82H160V83H158ZM167 82H168V84H167ZM184 82H188V86H187V83H186V85H185ZM192 82H193V83H192ZM196 82H197V83H196ZM199 82H201V83L198 84ZM208 82H209L210 84H209ZM213 82H214V83H213ZM222 82H223V86H222V84H221ZM94 83H95V82H94ZM94 83H93V84H94ZM148 83H149V84H148ZM180 83H183L184 85H183V84L180 85ZM189 83H190V84H189ZM194 83H196V84L193 85ZM207 83H208L209 87H208V85L205 86ZM215 83H216V86H217V87L214 86ZM53 84H54V85H53ZM56 84H57L58 86H55ZM64 84H65V83H64ZM106 84H107V87H106ZM108 84H109V85H108ZM130 84H132V83H131V82L128 83V84L126 83V86H129ZM146 84H147V85H146ZM166 84H167V85H166ZM201 84H203V85L201 86ZM45 85H46V84H45ZM112 85L114 86L113 88H111ZM163 85L160 86V87H163ZM189 85H190L191 87H193V88H194V87H196V88H195V89L190 88ZM192 85H193V86H192ZM211 85H212V86H211ZM251 85H252V83H247L246 86H244V87H245V88H248V87L250 88ZM126 86H124V87H126ZM203 86L206 87L207 89H206V88H203ZM213 86H214V87H213ZM53 87H55V88H54V91H53ZM59 87H61L60 91H59ZM64 87H65V89H64ZM66 87H67V89H66ZM69 87H70L71 89H69ZM164 87H163V88H164ZM197 87H198V88H197ZM200 87H202L203 89H201ZM221 87H220V88H221ZM57 88H58V89H57ZM72 88H74V89H72ZM103 88H101V89L103 90ZM209 88H210V89H209ZM212 88H214L213 91L211 90ZM215 88H216V89H215ZM55 89L58 91V93H57V91H55ZM109 89H110V90H109ZM111 89H112V90H111ZM192 89H193V90H192ZM67 90H68V91H67ZM70 90H71V91H70ZM72 90H73V91H72ZM221 90H223V92H222ZM51 91H52V93H51ZM69 91H70V92H69ZM200 91H201V94H200ZM202 91H204V92L202 93ZM214 91H215V95H216V93H217L218 95L215 96L214 93H212V94H210V95H211V97H210L209 92L211 93V92H214ZM239 91H241V90H239ZM107 92H108V93H107ZM112 92H113V91H112ZM185 92L182 91L181 93H182V94L184 93V94H183V95L181 94V96L178 94L180 97H182V100H181V98L178 97V96H177V97H178L180 100H177V97L174 96V98H175L174 101H176V102H175L176 105H178V106H181V105H182V106H183V105H187L186 102L189 101V99H187V101L184 99V98L186 97V96H184V95H185ZM263 92H264V88H263ZM61 93H59V94H61ZM105 93H107V94H105ZM176 95H177V94H176ZM208 95H209V96H208ZM212 95H213V96H212ZM262 95H263V98H264V93H263ZM102 96H103V97H102ZM183 96H184V97H183ZM189 96H190V97H189ZM206 96H207V97H210V99H211L212 97L215 96V97H216V99H214L215 104L212 102L213 105H211V104H210L211 102L209 101V98L206 99ZM223 96H224V97H223ZM225 96H226V97H225ZM233 96H234V98L237 97L236 95H233ZM215 97H214V98H215ZM100 98H99V99H100ZM195 98H196V97H195ZM198 98H197V99H198ZM204 98H205L206 100H205ZM223 99H222V100H223ZM237 99H238V97L235 98V100H237ZM239 99H241V98H239ZM183 100H184V102H183ZM201 100H203L204 102L201 101ZM207 100H208V101H207ZM212 100H213V98H212ZM212 100H211V101H212ZM99 101H98V104H97V103L95 104V105H98V106H95V105H94V109H93L94 112H96L95 110H97V109L99 110V108H100L99 105L102 104V102H99ZM216 101H217V102H216ZM220 101H221V100H220ZM220 101H219V103H220ZM208 102H210V103H209L210 105L208 104ZM240 102H241V101H240ZM260 102H262V101H260ZM184 103H185V104H184ZM187 103H189V102H187ZM207 104H208V105H207ZM64 106H67V104H63V105H61V107L59 108V110H58V108H56L57 112L59 111L60 116L63 115L62 117L65 118L64 114L67 115L66 113H69L67 110L70 109L69 111H71V112L69 113L70 116L68 115L69 118L71 117V114H72V115H74L73 118L76 117V118L78 119V120H77L78 122H75L76 119L74 120L72 117H71L70 119H69V118H66V120H68V122H69V120H70L69 123H71V120H72V119L74 120V121L72 120V123H79V121L83 120L85 117H86L85 119L88 118L87 120H89V115H90V112H89V111L84 110V111L86 112L84 115H82V114H80V113H78V115H77V114H74V113H77V111L75 112V107H74V109L72 108V109L74 110V112H72L71 108H68V107H72L71 105H70V106L68 105L67 108L64 107ZM208 106H209V108H211V109H209ZM34 107H35V106H34ZM58 107H59V106H58ZM62 107H63V108H62ZM95 107H96V108L99 107V108L96 109ZM140 108H141V107H140ZM140 108H138V109H140ZM62 109H63V111H64V109H65L64 113H63V112H60V111H62ZM208 109H209V111H208ZM236 109H240V108H239V107H236ZM53 110H54V111H53ZM53 110H52V113H51L52 115L49 114V117H48V116H46V117L43 116L44 119H45L46 121H45L43 118H38V119H40V120L43 119V120H42V123H41V122L39 123L40 120L37 121V122L39 123V125H41L40 128L43 129L42 126L45 125V124H43L44 121H45V122H48L49 124H52L53 126H52V125H46V126H44V127H47V126H48V127H51V126H52V128H46V130H45V128H44V130H45V134H46L47 131H48L47 134H49V133L53 134V135H54L53 138L56 139L55 141H57V140H59V139L62 138V139L65 141V143H68V145L65 144V145H66V148H65V149H67V147H69V146H70V147H71V146L74 147V146L76 145V143L73 144V141H72L71 139H69V138H67V137L61 135V131L63 130L62 128H59V129H61V131L58 130V131H60V132H58V133H60V134H57V131H56V130L54 131L55 128L58 129L59 126L62 127V125H61V122H62V121L59 119V118L62 119V117L58 116L59 114H57V113L55 112V109H53ZM98 110H97V111H98ZM140 110H142V109H140ZM66 111H67V112H66ZM53 113H54V114L56 113L55 115H57L58 120H56V119H57L56 117H55L56 119L54 118ZM147 113H150V112L147 111V112L145 113V115H146ZM226 113H228V112L226 111ZM61 114H62V115H61ZM79 114H80V116H79ZM238 114L241 115V113H239V112L237 111V114H235V117H234V114L232 113L231 115L233 116V119H231L232 116H231L230 114H229V115H230L231 118L229 117V115H228V117L231 119V121L234 120V123L242 122L243 119H244L243 116H242L243 114L241 115L242 117H239V121H238L237 118H238V116H240V115H238ZM38 115H39V114L36 113L35 117L38 116ZM50 115H51V116H50ZM81 115H82L83 117H81ZM85 115H86V116H85ZM91 115H94V114L91 113ZM148 115L150 116V114H148ZM175 115H176V114H175ZM68 116H67V117H68ZM77 116H78L79 118H78ZM149 116H148V118H147V121H146V117H147V116H142L141 118H138V119H140L141 121H143L144 123H142L141 121L138 123L139 120L137 119V123H138V124L135 122L137 125H135V123H134V126L131 127V129H132L133 131L135 130V131L133 132L132 139H134V141H136V138H139V136L141 135V134H139V136H137V135H138V132H136L137 129H138V131L141 132V133L144 132L145 135H144V133H143L142 136H140L142 139H140V140L138 139V140L136 141V144H137L138 146H142L143 144L145 145V143H146V144H149L148 146L150 147V145L153 146V145L156 144L155 147L153 146L154 148L151 147V148H153L152 151L155 150V151L153 152L154 157H156L157 154H160V157H163V156H164V157L166 158V156H167V159H169V157H170L171 159H172V157H174V158H176V161H175V162H174V160H175L174 158H173L172 160H171V159H170V160H171L172 162H174V164H176L177 161H178L179 163L177 164V166H174V164H173V169L176 171L175 175H174V173L172 174V181H173V182H171V179H170L171 176L168 177L169 180H167L168 178H166V181H165V180H162L161 182H159L160 184L162 183L164 186H166V185H167L166 182L168 181L167 183H168V187H169V189H168L167 187H165V189H163V188H164V186H163V187H161V188H162V191H161V188L158 189V187H160V186H159L158 184L155 185V189L157 188L156 191L159 193V194H158L159 196H160V193L162 192V194H163V195H161L162 198H161V196L159 197L158 195H157V196L154 195V197H156V198L154 199V197H153V195H152V193H154V192H155L154 194H156V191L153 190L154 188H151L150 186H143L144 184L142 185L141 183L138 184V186H139V185L142 186L141 189H142V193H143V194H144V191L147 192V191H149L150 189H152V190H150V192H152V193H151L152 196L150 195V197H149V193H150V192H147V193L145 192V195H146L145 199H147L146 201L151 200V197H152L153 200H156V199L158 200V198H159V199H164V200H166V198H167V200H169L170 196H171V197L174 196V194H175L176 192L180 194V192H178L179 190L182 191V192H184V191H185L184 188H186V184H188V185L190 186L191 183H192V185L194 186V188H193L192 186H190V187L193 188V189H195L196 191H194L193 189H191L188 185H187L186 190H187V189H190V191H194V193L192 192L194 195H196V196H198V197L201 196V199L204 200V201H206V200L208 201V200H209L208 202H207V201H206V202H207L208 204L211 205V208H210L211 211L209 212L210 214H207V216H208V221H209V218H210V220L212 219V221H210L209 226H208V229H206V227H205L206 232H207V230L210 231V228H209V227H211V225L213 224L212 222H217V221L219 220V217H220V216H221L220 219L224 216V218H226V220H228V223L234 221L233 223H231V224H232V227H233L235 224H236L235 226H237V227L234 226L235 228H231V226H230L229 228H230V230H232V229L237 230V231L239 232V234L237 233V231H232V232H233V237H235V238H233V242H235V244H237V245H238L237 242H239V243L242 242L243 244L246 243V242L249 243V244L252 243V244L254 245L253 247H255V251H254V248H253V247L250 248V250H249V248L246 247L247 250H249V252H250L251 249H252V250H253V251H251L252 253H248V251L244 250V248H242V247H240V250H243L245 253L247 252L246 254H249L250 256H249V255H248V256L251 257V259L254 258V261L257 262V260H258V261H259L258 264H264V262H263V259H264V258H263V257H264V254H263V253H264V223L261 225V227H260V226H258V228L256 227V229H255V228H252V227H246V226L244 225V224L247 223V222L245 223V219H246V217H245V215H244V213H243V210H244V206H243V205L246 204V199L249 198L248 196H249L250 193H251V192H248V194L246 195V194H244V192L246 191L245 193H247V191H248L249 189L254 190V191L256 192V185L258 186L257 188H259V189L261 188V190H264V180H262V178L264 179V160H263V156H262V155H264V151H263L264 148H263V149H261V148L258 149V148H256V147H255V148L253 147V150L251 149V150H246V151H244V149L242 148L243 146H241V145H243V144H241V143H243L244 141H243V139L241 138V141H239V140H238V142H237V140L234 141V143H239V142H240V146H238L239 148L235 147V146H237V144H234V145H233V148H232L233 151L231 152V153H235V152H237V153H238V156L235 155V154H237V153H235V154H231V156L229 157V160H228V158L226 159V157L223 158V157H224L223 155H222V156H220V155L218 156V154H219V153H218V152H219L218 149H220V152H223V153H225V152L227 151L228 148L230 149V147L227 145V142L225 141V140L228 141V139H226V133H227V130H225L224 128H222V127L219 126V127H220L219 129L222 128L221 130H219V131H220V133H219L218 130H217V129H218V125H213V124H210V123H208V124L205 123L206 126H205V125H204V126H205L206 128H205V127H204V128L201 127V129H200V128H196V129H195V128L193 127V125H191V124H189L188 122H186V121H185L180 115H176L175 118H174V116L171 117V121L168 120L170 117H167V119H165V123L167 122L165 126L168 127V125H171V124L173 123V124L171 125V132H169V133L166 132V133H165V130H164V129H166V131H170V130H169L167 127H166V128L161 127V126H163V125L165 124V123H163V120H164V119H161V118H160V119H161V123H162L163 125H161V123L159 124L160 119H157V122L155 121L156 119H155V120L153 119V121H154V123H156V125H158V124L160 125V126L158 125V126H159V127H158V126H156L153 122H151L152 119H150ZM178 116H179V118H178ZM47 117H48V118H47ZM51 117H52L53 119H52ZM144 117H145V119H144ZM176 117H177V118H176ZM180 117H181V118H180ZM172 118H174V119H172ZM229 118H227V117L224 116L225 123H224V122L222 123L223 126H224L227 122H230V119H229ZM47 119H48V120H47ZM49 119H50V120H49ZM51 119H52V121H51ZM54 119H55L56 123L54 122ZM80 119H81V120H80ZM148 119H150V121H149ZM175 119H176L177 122L175 121ZM181 119H183V120H182V125H184V124L186 123L187 125L185 124V126H189V127H187L188 129H187V128H184V129H186V133L191 134L192 136L195 135L196 139H200V141H203L204 137L206 136V140H204L205 143H203L205 146L202 144L200 147H198V148H199V149H198L197 146H199V144H193V143H195V141H197V140H195L194 138H192V136H190V135H188V134L186 135V133H184L185 130L182 129L183 127H182V125H181ZM226 119H227V120H226ZM241 119H242V120H241ZM173 120H174V121H173ZM228 120H229V121H228ZM59 121H60V122H59ZM145 121H146V122H145ZM148 121H149V122H148ZM168 121H170L171 123L168 122ZM172 121H173V122H172ZM184 121H185V122H184ZM235 121H237V122H235ZM37 122H36V123H37ZM57 122H59L60 124H58ZM175 122H176V125L178 124V122H180L178 125H181V127H178V128H177L178 131H177L176 128H175V127H177L176 125H174ZM243 122H244V121H243ZM18 123H20V122H18ZM18 123L16 122L15 124H16V125H19L20 127H21V125H22L23 128H24L23 131H24L26 128H32V127H33V131H34V130H35L34 127L37 126V128H38V126H39L38 123H37V125H34L35 123H34V124H33V123L30 124V122H28V123L30 124V125H29V124H28V125H29V126L32 125V126H31V127H29V126H26V127H25V125H27V124H24V125H23L24 122H21L20 124H18ZM25 123H27V122H25ZM53 123H55V125H57V126H55ZM141 123H142V124H141ZM46 124H47V123H46ZM139 124H141V125H139ZM145 124H146V125H145ZM150 124H151V125H155L156 127H155V126H151ZM167 124H168V125H167ZM239 124H240V123H239ZM16 125H15V127H19V126H16ZM33 125H34V126H33ZM58 125H59V126H58ZM143 125H144V126H143ZM215 126H216V127H215ZM20 127L18 128V130L20 129V131H17V132H19V133H13V134H12V133L9 132L8 134H9V135L11 134L10 136L5 135L6 137H5V136L3 137L4 140L6 139V141L8 140L7 138L10 137V140L13 139V141L10 142V140H9V141H7V142H10V143L13 142V143H15V144H13V143L10 144V143H9L10 146L12 145V147H10L9 144H8L6 141H4V142L7 143L8 146H7V145H6V146H7V148H8L9 150H7V149L5 150V149H4V150L0 153V162H2V161L4 160L3 163H4V165H6L7 167H9V168H11V166H12V167H16V164H17V163H16L15 161H17L19 165H22L21 167H20L19 165L17 166V167H20L19 172L21 171V173H22V174H20V173L18 172V168H17V172L19 173V174L17 173L18 175L16 174L17 177H19L20 175H21V176L23 175V173H24V172L26 171V169H27V168H25V167H28V169H29L28 172H29V173H30L31 171H33L32 167L35 169V171H36L38 168H42V166L44 167V164H45V163L43 164L42 162H43V161L46 162V159H48L47 157H49V156H47L46 154H44V153H45L44 151H43L44 153H43V155H42V156L46 155V157L44 156V157H45L44 160L41 158V155H40V154H42L41 151H40L41 153H40L39 155H37L39 152H38L37 154H33L34 156L37 155L36 158H35L33 155L29 154V153H30L31 149L33 150L34 147L37 146L40 142H42V143H40L41 145L39 144L40 146H43V145L48 144V143H51V142H48V143H47L46 141H47V140L50 141L49 138L52 137V136L49 134V136H48L49 138H46V140H45L44 142H43V141H40V142L38 143L37 141L35 142V139H36L37 136H33V137L31 136V135H36V134H34L35 132L33 133V131H30L31 129H28V130H29L28 133H33V134H27L29 137L26 135V137H28V140H26V141L31 142V141L33 140L34 142H31V144L29 143V145H28V143L25 141V142L27 143L26 146H25V143L23 144V142H24L23 140H25V139L21 140V138H20L19 135H20V132L25 133V134H26L27 132H23V131H21V130H22V127H21V128H20ZM54 127H55V128H54ZM135 127H136L137 129H136ZM143 127H144V128H143ZM146 127H147V128H146ZM152 127H153V128H154V127L157 128L159 131H158V130H154ZM173 127H174V130L178 132V134H176V132L172 129ZM208 127H209V128H210V127H213L212 129H213L214 131H213L211 128H210V129H211L212 131L209 130ZM40 128H38V129H40ZM53 128H54V129H53ZM141 128H142V131H141ZM150 128H152V129H150ZM160 128H161V129H160ZM169 128H170V126H169ZM179 128L181 129V131H180ZM192 128H193V129H192ZM202 128H203V130H202ZM47 129H50V130H47ZM51 129H52V130H51ZM144 129H145V131H147V132H145ZM147 129H148V130H147ZM167 129H168V130H167ZM190 129H191V130H190ZM204 129H205L206 131H207V129H208V131L206 132ZM223 129H224V130H223ZM26 130H27V129H26ZM26 130H25V131H26ZM28 130H27V131H28ZM163 130H164V131H163ZM189 130H190V131H193V132L191 133ZM195 130H196V131H195ZM197 130H199V132H198ZM201 130H202L203 132H202ZM216 130H217V131H216ZM51 131H53V132H51ZM162 131H163V132H162ZM172 131H173V133H174V132H175V133L172 134ZM182 131H183V134H185V136L182 134ZM11 132H12V131H11ZM93 132H94V131H92V133H93ZM157 132H158V133H157ZM161 132H162V133H161ZM179 132H180V133H179ZM201 132H202V134H201ZM205 132H206V134L204 135ZM210 132H211V133H210ZM212 132H213V134L216 133V135H217V132H218L220 136H221L222 133H223L224 136H223V135L221 136V137H223V139H222L219 135L217 136V138L219 137V138H218L219 140L221 139L220 143L217 141L218 139H216V135H212ZM55 133H56L57 136L55 135ZM94 133H95V132H94ZM146 133H147V134H146ZM151 133H154V134H152V136H151V135H150ZM156 133H157V134H156ZM170 133H171L173 136H170V135H169ZM14 134H15V136H17L18 134H19V135H18V137L12 138L11 136L14 137ZM175 134H176V135H175ZM179 134L181 135L182 138L179 137V136H180ZM21 135H23V134H21ZM90 135H93V134H90ZM135 135H136V137H135ZM143 135H144V137L146 136L147 138H143ZM148 135H149V136H148ZM178 135H179V136H178ZM24 136H25V135H23V136H21V137L26 138V137H24ZM59 136H60V137H59ZM150 136H151V137H150ZM177 136L179 137V139H178ZM186 136H187V138H185ZM200 136H202V137H200ZM30 137H31V138H30ZM149 137H150V140H149ZM152 137H153V138L155 137L156 140H155V139H152ZM159 137H160V139H159ZM188 137H191V138H190L191 141L189 140ZM18 138H19V139H18ZM33 138H34V139H33ZM53 138H52V139H53ZM57 138H58V139H57ZM201 138H202V139H201ZM208 138H209V139H208ZM224 138H225V139H224ZM14 139H16V141H19V140H20L19 143L17 142L19 145L16 143V141L14 142ZM31 139H32V140H31ZM52 139H51V141H52ZM143 139H146V140H143ZM151 139H152V141H151ZM157 139H158V140H157ZM182 139H183L184 142L181 141ZM186 139H187V140H186ZM207 139H208L209 142L212 140L214 143H213L212 141L209 143V142L207 141ZM69 140H70V141H69ZM142 140H143V141H142ZM148 140H149V141H148ZM153 140L155 141V142H154L155 144L152 145L151 143H153ZM162 140H164V141H162ZM166 140H167V141H166ZM179 140H180V142H178ZM193 140H194V141H193ZM215 140L217 141L216 143H215ZM55 141L53 140L52 142H55ZM68 141H69V142H68ZM138 141H140V143H141L142 145H141V144L139 145ZM144 141H145V142H144ZM147 141H148V142H147ZM186 141H187V142H186ZM192 141H193V142H192ZM206 141H207V142H206ZM223 141H224V143H223ZM229 141H231V140H229ZM4 142H2V144H4ZM160 142H162V143H160ZM164 142H166V144H165ZM170 142H171L172 144H171ZM191 142H192V143H191ZM6 143H5V144H6ZM32 143H33L34 147H32V146H33ZM34 143H35L36 145H35ZM37 143H38V144H37ZM43 143H45V144H43ZM69 143H70V145H69ZM176 143H177V144H176ZM186 143H187V144H186ZM207 143H208V146H207ZM211 143H213V144H211ZM225 143H226V146H225ZM16 144H17V145H16ZM188 144H189V145H188ZM210 144H211V145H210ZM214 144H215V145H214ZM223 144H224V145H223ZM13 145H15V147H14L15 149H11V148H13ZM20 145L22 146V148L25 146L23 150H21L22 148H20ZM31 145H32V146H31ZM195 145H196V146H195ZM213 145H214V146H213ZM263 145H264V144H263ZM6 146H5V147H6ZM17 146H19V147H17ZM29 146H31V149H29V153H28L27 148H28ZM45 146L48 147V145H45ZM156 146H158L159 148H161V147H162V148L159 150V148L156 147ZM165 146H166V147H165ZM167 146H168V149H169V150L167 149ZM182 146H183V147H182ZM190 146L192 147L191 149L189 148ZM194 146H195V147H194ZM206 146H207L208 148H209V146H210V148L208 149ZM9 147H10V148H9ZM47 147H46V148H47ZM170 147H171V148H170ZM177 147H178V148H177ZM184 147H185V148H184ZM187 147H188V148H187ZM212 147L215 148V151H217L218 154H216V152H215V155H213V152H212L211 150L214 151V149H213ZM227 147H228V148H227ZM234 147H235V149H234ZM18 148H19V150H18ZM71 148H72V147H71ZM155 148H156V149L158 148V150H156ZM196 148H197V149H196ZM201 148H203V151H202L203 153L201 152ZM204 148H205L207 151H206ZM225 148H226V149H225ZM68 149L71 150L70 148H68ZM185 149H186V150H185ZM195 149H196L197 151H195ZM216 149H217V150H216ZM224 149H225V150H224ZM10 150H11V151H10ZM12 150H15V151L17 150L18 152L20 151L21 154H22V152H23V155L17 154V153L15 152V155H17V156H13L14 151H12ZM25 150L27 151L26 154H24V151H25ZM172 150H173V152H172ZM199 150H200V151H199ZM238 150H241V151L238 152ZM256 150H257V151H256ZM4 151H7V152H4ZM8 151H9L12 155H9V156H8ZM21 151H22V152H21ZM34 151L37 152L36 150H34ZM34 151H33L32 153H34ZM163 151H164L165 153H164ZM175 151H176V152H175ZM179 151H180V152H179ZM185 151H186V152H185ZM198 151H199V152H198ZM210 151H211V152H210ZM3 152H4V154L6 155V157H9V158H10V156H11L10 159H11V160L13 159L14 161H13V160L11 161V160H9V159H8V160L10 161V163H8V162H9L8 160H7L8 162L5 161V158H6V157H2V156H3V154H2ZM192 152H193V153H192ZM204 152H205V153H204ZM207 152H208V153H211V154H208ZM241 152H243V153H241ZM244 152H245V153H244ZM254 152H255L256 154H255ZM129 153H130V152H126V153L123 154V156L125 155L124 157H130V154H129ZM156 153H157V154H156ZM179 153H180V154H179ZM246 153H248V154L246 155ZM257 153H258V154H257ZM1 154H2V156H1ZM28 154H29L30 156L34 157L35 159H37L38 156H40L39 158H41L40 160H41L42 162H41L40 160H35V159H33L32 157L28 156ZM126 154H127V155H126ZM164 154H166V155H164ZM167 154H168V155H167ZM198 154H199V155H198ZM205 154H207V155H205ZM240 154H241V156H243V157H241ZM26 155H27V156H26ZM67 155H68V153H66V156H67ZM202 155H203V156H202ZM208 155H209V158H207ZM210 155H212V156H210ZM216 155H217V156H216ZM233 155H234V156H237V157L240 156V157L234 159V158H233ZM251 155H252V156H251ZM91 156H92V155H91ZM131 156H132V154H131ZM168 156H169V157H168ZM171 156H172V157H171ZM205 156H206V158H204ZM214 156H215V157H214ZM247 156H248V157H247ZM19 157H20V158H19ZM22 157H25V158L21 159ZM27 157H28V158H27ZM29 157H30V160H31V161L29 160ZM67 157H68V156H67ZM67 157H66V159H68V161H66V162L69 164V165H67V167L69 168V170H67V169H66L67 167H65V166H66V162L64 163L65 165L62 163V162H63V158H62V160H61L62 162H60L61 165H62V168L65 169L66 171H70V170H71V172L74 171V172H76V173H78V174H79V172H80V174L82 173L83 175H82V174H81V175H80V174L78 175V174H76V173L73 174L74 172H73V173H71V172H64V173H67V174H66V176H63V175H65V174L63 173V171H61V170H62L61 168H60L61 170L59 169L58 171L61 172V173H63V174H61V173H59V172H58V174H57V173H56L57 170H55V173H54L55 175H54V177H56V179H60V180H61L62 178H65V179H62V180H61L62 182L64 181V182H63L64 184H63L62 182H60V180H59L60 184H61V185L63 184L62 186H64L65 183H66L67 180H68V182L66 183V186H68V184H70L69 186H70L71 188L68 187V189H70L72 192L69 193L68 191H70V190H67V189H66L67 192L64 193V194H62V196H61L60 191L58 192V189H60V188L56 187V185H54L55 187H54L53 189H50V188H52L53 186L47 187V188H49L48 190H45V189H47V188L41 187L43 192H42V191H39V192H41V193H43V194H39V193H38V194H34L35 197H36V195H37V197H38V198H36L35 200L32 199V200H34V203L38 205V202H39V201H42V202H44L45 204H47L46 201H47V200L50 201V199L52 198V201H50V202H48V203H50L49 205H51V206H50L51 208H53V209L55 208V211H56V213H57L56 215H57V216L60 215V217H59V216L57 217L58 222H55L56 224L53 223L54 220H53V222L51 221V219H50V221L48 220L49 218L46 217V216H48V215H42L43 217H41V218H44L45 221H48L50 224L52 223V225H56V226H59V227H60V228H58V227L55 226L56 229H57V228H58V229H61V227L66 226V229H65V227L62 228L63 231L57 229L58 232H59V231H60V232H63V233H60V232H59V233H60V234H63V235H61V236H63L64 239L66 238V237H65L66 235L69 237V236H72L73 234H76V236L78 235L77 238H79V237L81 238V239H80V241L82 240L81 242H84V241H85L84 244H85V245L88 244V245H86V246H89V247L83 246V247H85V248H80V247H78L79 245L75 246V247L77 248L78 251L81 250V249H82V250L85 249V250H83L84 252L82 251V252H83V255H84L85 252H86V253H89L90 250H92V249H94V251H96V252L93 251V252L89 253L88 256H86V253H85V255L83 256L82 253H81V251H80V253H81L80 256L76 254V256H78V257L81 258V263L79 262V264H82V262H83V264H84V263L86 264V262H91V261L94 260V259H96V260L93 261V264H94V263H95V264H101V263H102V261H101V260H102V257L104 258L103 262H106V263H107V261H109L107 264H126V263L136 264V263L138 262V260L140 259V256H141L142 253H141V250H140V249L137 250V246H136V245L133 246V242H134V241H132L133 238H130V237H132V236H130V235H131V234L133 235V232H134V231H132V229L135 230V231H137V229H138L137 224H138V223H139V224H144V223L147 221V222L150 223L149 225H147V227H148V228H149V227H152V228H151V231H150V228H149V229H148L147 227H146V228L148 229V231H150V234H151V232L155 234L156 231H155L154 228H155V227H158V226H157V225H158L157 222H159V219H160V221H162L161 218H164V221H165V219H166V222H167V221H168L167 216H163V217H159V218L153 216L154 218L157 219V221H156V219H154L152 216H148V215H146V214L144 215V217L147 218V219H145V218H143V215L141 214V215H139V216H141L142 218L140 219V217H139V218H138V221H137V218L134 217V218L136 219V222H137V223L135 222V219H133V224L135 223L136 226H134V225H133V226H128L127 224L125 225V224H123V223L121 224V222L123 221V216H121L122 213L119 214V212L117 213V211H116V212L112 211V206H113L112 203H113L114 201H112V198L110 197V195L107 196V197H105L106 199L103 198V197L106 196V195L104 194V192H102V195H101V191H102V190H98L99 188L96 187V182H97V180L95 181L94 179L98 178V180H99V178H101V175L103 174V173L100 172L101 170H102V172H103V169H101L102 167L98 168L99 171L97 170V172H95V173L91 176V178H90V174H88V172L83 171V169L81 170V168H79L80 166H77V165L75 164V166H76L77 168H76V169H72V168L74 167V166L72 167V165H71V164L73 163V161H71L72 158L69 159V158H67ZM92 157H93V156H92ZM164 157H163V158H164ZM182 157H183V158H182ZM187 157H189V158H187ZM210 157H211V159H210ZM221 157H222V158H221ZM2 158H3V159H2ZM26 158H27L30 162H26V160H24V159H26ZM96 158H97V157H96ZM96 158H95V160H97ZM156 158H159V156H157ZM177 158H178V160H177ZM203 158H204V159H203ZM214 158H215V159L218 158V160H217L218 162H217ZM241 158L244 159V160H243V161H244V163H243L244 165L241 164V163H242V161H240ZM253 158H254V159H253ZM1 159H2V160H1ZM20 159H21V160H24V161L21 162ZM89 159H90V161H91V160L93 161L94 157H93L92 159H91V157H90ZM182 159H184V160L187 159L185 162H187V161H189V162H188V163H185L184 160H182ZM188 159H189V160H188ZM190 159H193V160H190ZM205 159H206V161H205ZM209 159H210V160H209ZM213 159H214V161H213ZM220 159H221V160H224V162L221 161V163H219V162H220ZM237 159H238V161H237ZM239 159H240V160H239ZM28 160H27V161H28ZM34 160H35L36 162H33ZM179 160H180V161H183V162H184L185 164H187V165L189 164V166H190V167L188 166L189 169H187L188 167L183 169V167H184V163L182 162V163H183V164H182L183 166H181V164H180L181 162H180ZM226 160H227V161H226ZM262 160H263V161H262ZM69 161L72 162V163H69ZM92 161H91V162H92ZM171 161H170V163H172ZM207 161H208V162H207ZM210 161H211V162H210ZM225 161H226V162H225ZM229 161H230V162H229ZM255 161H256V162H255ZM260 161H261V162H260ZM24 162H26V163H24ZM31 162H33V164H32ZM47 162H48V161H47ZM47 162H46V164H47ZM227 162H229L230 164H234L233 162H235L236 165L238 164V167H236V168L233 169V168H231V166H230L229 163H227ZM240 162H241V163H240ZM257 162H258V165H256ZM6 163H7V164H6ZM13 163H14V164L16 163V164L14 165ZM20 163H21V164H20ZM22 163H24L25 167H24V165H23ZM27 163H28V164H27ZM29 163H30V164H29ZM37 163L39 164V166H38ZM40 163H41V164H40ZM48 163H49V162H48ZM112 163H113V162L111 161V164L109 163V166H108V168L110 169L109 174H110V176H111L112 178H113V176H115L114 179L116 178L115 180H118L119 178H117V176H116V174H115V172H117V171H115V169H114L113 171L111 170L112 168H115V167L112 165ZM191 163L195 164V166H193V164H191ZM197 163H198V166H197ZM199 163H200V166H202L201 168H200V166H199ZM211 163H213V164H211ZM222 163H223V164H222ZM225 163H226L228 166H227ZM1 164H2V163H1ZM35 164H36V166H38V167L35 168V167L33 166V165H35ZM190 164H191L193 167H195V168H191V165H190ZM252 164H253V165H252ZM254 164H255V165H254ZM2 165H3V164H2ZM26 165H28V166H26ZM216 165H217V166H218V165H220V166L222 165V167H221V168H218L219 166L217 167ZM240 165H241V166H240ZM242 165H243V166H242ZM0 166H1V165H0ZM45 166H46V165H45ZM69 166H70V167H69ZM178 166H181V167H178ZM196 166H197V167H196ZM210 166H211V169H210ZM214 166H215V167H214ZM30 167H31V169H30ZM46 167H47V166H46ZM49 167H51V166H48V169H49ZM53 167H54V166H53ZM81 167H82V166H81ZM176 167L178 168V170L180 169V171H177V168H176ZM185 167H186V166H185ZM213 167H214L215 169H214ZM223 167H224V168H223ZM254 167H256V169H255ZM22 168L24 169V170H23L24 172H22ZM74 168H75V167H74ZM204 168H206L208 171H211L210 173H212V168H213L214 173H213V174H210L209 172L204 171V170H206V169H204ZM242 168H243V169H242ZM251 168H252L253 170H252ZM28 169H27V170H28ZM51 169H52V172H54V170H53L52 167H51ZM78 169H80V170H78ZM100 169H101V170H100ZM181 169H183V170H181ZM191 169H194V170L196 169V170H195V172H194L193 170L191 171ZM224 169H225V170H224ZM226 169H230V170H226ZM254 169H255L256 171H255ZM14 170H15V168H14ZM76 170H77V171H76ZM189 170H190V171H189ZM199 170H201V171H199ZM35 171H33V173L31 172V174L34 175L35 173H37V171H36V172H35ZM175 171H174V172H175ZM183 171H184V172H183ZM186 171H187V172L189 171L190 173H189L188 175H186V174H185V173H187ZM196 171H197L198 173H197ZM231 171H232V172H231ZM254 171H255L256 173H259V176H257L258 179H257L256 177H255V178H256V179H255L254 176L252 175V173H253V174H256ZM26 172H27V171H26ZM34 172H35V173H34ZM49 172H50V173H47V174H51V175H53V173L51 172V170H50ZM99 172H100L101 174H100ZM113 172H114V174H113ZM177 172H178V173H177ZM181 172H183V173H181ZM203 172H204V173H203ZM230 172H231V174H230ZM233 172H234V173L237 172V173L234 174ZM239 172H240V173H239ZM248 172H249V173H248ZM251 172H252V173H251ZM69 173H70V174H69ZM85 173H86V174H85ZM97 173H98L99 175H98ZM104 173H105V172H104ZM136 173H137V171L133 173L135 177H136ZM193 173H194V174H193ZM201 173H202V174H201ZM205 173H207L208 175L210 174V176H208V175L205 174ZM241 173H243V174L240 175ZM250 173H251V174H250ZM24 174H25V173H24ZM27 174H28V173H26V176H27ZM56 174L58 175V177H59L60 175H62V176H60V177H62V178H60V177L57 178ZM95 174L98 175V176L95 177ZM133 174H132V176L129 175V178H130V176H131L130 179H129L128 176H127V178H125V181H123L124 183H123V182H120V183L116 182V185H115L114 188H113V193H112V195L116 194V195H114L116 198H118L119 200H122V199H123V200L125 201V199H124L125 196H122V195H124L125 189L122 190V189H123L122 186H123V185H126V184L128 185V183H129L130 185H133L134 182H137L136 180L134 181V179H136L137 177H136V178H133ZM137 174H138V173H137ZM203 174H204V175H203ZM216 174H217V176H216ZM223 174H224V175H223ZM233 174H234V175H233ZM238 174H239V175H238ZM248 174H250V175H248ZM70 175H71V176H70ZM73 175H74V176H73ZM75 175H77V176H75ZM84 175H85L86 177H82V176H84ZM190 175H191V177H190ZM195 175L198 177V179H197V177H195ZM198 175H200V176H198ZM213 175H214V176H213ZM229 175H232V176L229 177ZM245 175H246L247 177H246V178H245V177L243 178V176H245ZM24 176H25V175H24ZM30 176H32V175H30ZM68 176H70V177L73 176V177H74L73 180L76 181V182H77L78 180H79V181H78L76 184H73L74 181H73V180H69V179H71V178L68 177ZM78 176H80V177H78ZM87 176H88V177H87ZM176 176H178V177L176 178ZM187 176H189L190 178H189V177L187 178ZM203 176H208L209 178H210V177H211V178L208 179V177L205 178V177H203ZM234 176H235V177H234ZM240 176H241V177H240ZM260 176H261V177H260ZM173 177H175V179H173ZM183 177H184L185 179H184ZM192 177H194V178L192 179ZM201 177H202V178H201ZM216 177H217V178H216ZM228 177H229V178H228ZM248 177H249V178H248ZM250 177H251V178H250ZM259 177H260V178H259ZM66 178H67V180H66ZM81 178H83L84 180H80ZM85 178H86V181H85ZM87 178H88L90 181H89ZM178 178H179L181 181H180ZM181 178H182V179H181ZM195 178H196L197 180H196ZM200 178H201V179H200ZM213 178L215 179L216 183H214L215 181L213 182V180H214ZM253 178H254V179H253ZM122 179H123V178H122ZM126 179H127V180H126ZM132 179H133V180H132ZM137 179H138V178H137ZM177 179H178V180H177ZM191 179H192V180H191ZM194 179H195V180H194ZM205 179H206V184L209 185V186H207V185L205 184ZM218 179H219V180H218ZM220 179H221V180H220ZM225 179H227L228 182H226ZM23 180H24V179H23ZM128 180H129V181H128ZM175 180L177 181V183H176ZM186 180H187V182H186ZM202 180H203V181H202ZM208 180H209V181H208ZM224 180H225V181H224ZM231 180H232V181H231ZM238 180H239V181H238ZM244 180H245L246 183H251L250 181H252V183L255 182L254 184H256V185H254V189H252V188H253V187H252V184H248V185H247V184L244 182ZM246 180H247V181H246ZM56 181H57V180H56ZM71 181H73V183H71ZM80 181H83V183H79ZM84 181H85V182H84ZM130 181H131V182H130ZM163 181H164V183H163ZM179 181H180V184H181L182 186H180V184L178 183ZM183 181L186 182V183H184ZM196 181H197V182H196ZM201 181L204 182V183H202ZM210 181H212V182H210ZM218 181H219L222 185L219 184ZM221 181H223V183H222ZM234 181H237V182H234ZM261 181H263V183H261ZM24 182H25V181H24ZM88 182H89V183H88ZM125 182H126V184H125ZM132 182H133V183H132ZM169 182H171V183H169ZM188 182H189L190 184H189ZM193 182H194V184H193ZM224 182H225V184H227V185H225ZM238 182H239V183H238ZM78 183H79V184H78ZM122 183H123V184H122ZM131 183H132V184H131ZM173 183L176 184V187H177V188H179L178 186H180L181 188H180L178 191H176L177 188L174 187L175 185H174ZM195 183H196V184H195ZM199 183H200V184H199ZM208 183H209V184H208ZM240 183H241V184H240ZM242 183L245 184V185L247 186V188H246L245 185L243 186ZM257 183H259L260 185L257 184ZM23 184H24V183H23ZM82 184H83V185H82ZM85 184L88 185V186H90V187L93 186V188H94L93 193H94L95 195L91 193V192H92V191H91V190H92V189H91L92 187H91V188H89L88 186L86 187ZM89 184H90V185H89ZM162 184H161V186H162ZM169 184H170V185L172 184L173 186L170 187ZM178 184H179V185H178ZM198 184H199V185H198ZM213 184H214V185H213ZM223 184H224V185H223ZM239 184H240V185H239ZM262 184H263V185H262ZM73 185H75V187L78 188V190H76V188L74 189ZM77 185H79V186H77ZM80 185H82V187H81ZM84 185H85V186H84ZM127 185H126V186H127ZM134 185H135L134 187H137L136 184H134ZM184 185H185V186H184ZM195 185H196V186H195ZM218 185H219V186H218ZM220 185H221V186H220ZM229 185H230V186H229ZM24 186H25V185H24ZM24 186H23V187H24ZM141 186H140V187H141ZM222 186H223V189H222ZM241 186H243L244 189H243ZM248 186H250L249 189H248ZM259 186H260V187H259ZM262 186H263V187H262ZM25 187H26V186H25ZM79 187H81V188H79ZM83 187H86V188L89 189L90 191H89V190H84V189H82ZM147 187H148V188H147ZM149 187H150V189H149ZM172 187H173V188H172ZM195 187H196L197 189H196ZM199 187H200V188H199ZM208 187H210L211 189L208 188ZM215 187H216L217 190L215 189ZM224 187H225V188H224ZM240 187H241V188H240ZM57 188H58V189H57ZM86 188H85V189H86ZM145 188H147V190H145ZM171 188H172V190H171ZM230 188H231V189H230ZM43 189L46 191L45 193H46L47 196L44 195V190H43ZM54 189H55V190L57 189V190L55 191L56 194H54ZM72 189H74V190H72ZM79 189H80V190H79ZM133 189H135V188H133ZM143 189H144V190H143ZM148 189H149V190H148ZM166 189H167V190H171V191H173L172 194L174 193V191H175V193H174L173 195H170V194H171V191L165 192V193L168 194V197H169V198H168V197H164V196H166V195H165V193L163 192V190L166 191ZM174 189H175V190H174ZM181 189H182V190H181ZM208 189H209V190H208ZM226 189H227V190H226ZM237 189H238V190H237ZM239 189H240V193H241V194L239 193ZM246 189H247V190H246ZM259 189H257V190H259ZM49 190H51V191H53V192H52V193L50 192L51 194H49ZM211 190H212V191H211ZM222 190H223V191H222ZM230 190H231V191H230ZM243 190H244V191H243ZM86 191H88V192H86ZM153 191H154V192H153ZM188 191H189V190H188ZM206 191H208V194H207ZM214 191H217V192H214ZM236 191L238 192V194H239L240 196H238V197L235 196V195H238L237 193H234V192H236ZM249 191H250V190H249ZM47 192H48V193H47ZM73 192H74V193H73ZM76 192H78V193H76ZM79 192H80V193H79ZM81 192H83L84 195H86L87 193L90 192V193H89L90 196H89L88 194H87L86 196H84L83 193H81ZM136 192H137V191H136ZM182 192H181V193H182ZM197 192H202V193H199V194H201V195L199 196V195L195 194V193H197ZM219 192H220V193H219ZM232 192H233V193H232ZM57 193H58V194H57ZM96 193H97V194H96ZM138 193H140V191H139ZM138 193H137V194H138ZM210 193H212V195H211ZM213 193H214V197H213ZM218 193H219V195H218ZM252 193H254V192H252ZM76 194H77V195L82 194V195H79L78 198H77V202H78V204H76V202H73V201H74V199H73V195L76 196ZM103 194H104V196H103ZM133 194H135V193L133 192ZM226 194H227V195H226ZM232 194H233L235 197H234ZM243 194H244L245 196H244ZM40 195H42V196L40 197ZM48 195H49V196H48ZM69 195L71 196V198H70ZM92 195H93V197H96V199H97V197H98V199H100V197H101V199H100V200H98V199L96 200V199H95L94 201H92V198H90V197H92ZM96 195H98V196H96ZM99 195H101V196H99ZM117 195H118L119 197H118ZM135 195H136V194H135ZM147 195H148V196H147ZM176 195L178 196V194H176ZM176 195L173 197L174 199L176 198ZM202 195H203V196H202ZM224 195H226V196H224ZM34 196H33L32 198H34ZM82 196H84V197H82ZM88 196H89V197H88ZM232 196H233L234 198H233ZM250 196H251V195H250ZM43 197H44V198L46 197V198L43 199ZM47 197H48V199H47ZM55 197H56V198H55ZM63 197H65V198H66V197L70 198V199L68 200L69 202L66 203L65 201H66L67 199H65V198L62 199ZM81 197H82V198H81ZM85 197H86V198H85ZM108 197H110V198H108ZM121 197H122V198H121ZM148 197H149V198H148ZM204 197H205V199H203ZM207 197H208V198H207ZM240 197H242V199H241ZM39 198H40L41 200H40ZM53 198H55V201H54ZM116 198H115V200H116ZM133 198H134V197L128 199L129 201L126 199V201H127L129 204H132V203H134L135 200H137L136 196H135L136 199H133ZM173 198H172V199L170 198V200H174ZM212 198H214V199L212 200ZM221 198H222V200H221ZM230 198H231V199H230ZM243 198H244V199H243ZM56 199H57V200H56ZM79 199L82 200V201H79ZM88 199H89V200H88ZM90 199H91V200H90ZM107 199H108V200H107ZM132 199H133L134 201H132ZM238 199H239V201H238ZM37 200H38V201H37ZM105 200L108 201L107 203H111V204H108V208H105V206H104L105 209H109V210H105L104 208H101L102 205H106V204H107ZM157 200H156V201H157ZM218 200H219V201H218ZM227 200H228V201H227ZM229 200H230V201H229ZM243 200L245 201V203H244ZM88 201H89V202H88ZM98 201H99V202H98ZM103 201H105L104 203H106V204H104ZM109 201H111V202H109ZM237 201H238V202H237ZM79 202H80V203H79ZM82 202H83V203H82ZM91 202H93V204H94V202H95V203L98 202V203L95 204L94 206H91V205H93ZM101 202H102V203H101ZM148 202H149V201H148ZM227 202H228V203H227ZM239 202H240V203H239ZM40 203H41V202H39V204H40ZM54 203H55L56 205H54ZM70 203H71V204H70ZM100 203H101V204H100ZM230 203H231V204H230ZM237 203H238V204H237ZM41 204H42V203H41ZM69 204H70V205H69ZM90 204H91V205H90ZM98 204H99V205H98ZM232 204H233V205H232ZM57 205H58V206H57ZM75 205L78 207V209H75V208H77V207L74 208ZM96 205H97V206H96ZM100 205H101V207H100ZM213 205H214V206H213ZM216 205H217V207H216ZM218 205H219V206H218ZM222 205H223V207H222ZM231 205H232V206H231ZM55 206H57V207H55ZM80 206H81L82 209L80 208ZM161 206H162V205H161ZM241 206H242V207H241ZM62 207H63V208L65 207V208H64L65 210H63ZM67 207H69V209H68ZM70 207H73L72 209H74V211L71 210ZM85 207H86V208H85ZM99 207H100V208H99ZM106 207H107V206H106ZM146 207H147V205H146ZM215 207H216V208H215ZM229 207H230V208H229ZM56 208H57V209H56ZM84 208H85V209H84ZM110 208H111V209H110ZM217 208H218V209H217ZM228 208H229V209H228ZM58 209H59L60 211H61V210H62V211L59 212ZM66 209H67V210H66ZM89 209H90V210H89ZM97 209H98V211H97ZM100 209H104L105 211H104V210H103V211L101 210V212H99ZM113 209H114V207H113ZM213 209H214V210H213ZM220 209H221V210H220ZM222 209H223V212H222ZM238 209L240 210L241 213L238 211ZM241 209H242V211H241ZM77 210H78V211H77ZM87 210H88V211H87ZM91 210H94V212H93L94 215H97V216H99V217H101L100 215H102L104 221H103V219H101L102 217H101L100 219L97 218V221H96V219H94V218L97 217V216H94V215H93L94 217H93V216H92V217H93V219H94V221H95L96 223L93 221L92 218H91V219H92V222L95 223V227H96L95 229H96V230H95V231H91V232H90L91 234H90L88 231H90V227H91V229H92L93 226H94V225L91 226V224H93V223L91 222V219H90L91 215H89V214H92V211H91ZM110 210H111V212H110ZM216 210H217V212H215ZM218 210H219V211H218ZM224 210H225V211H224ZM230 210H231L232 212H231ZM67 211L69 212L68 214H66ZM70 211H72V214H71ZM83 211H84V212H83ZM85 211H87V212L91 211V212H89L88 215H87V212H85ZM95 211H96L97 213H95ZM107 211H109V212H107ZM227 211H228V212H227ZM65 212H66V213H65ZM104 212H105V213H104ZM106 212H107V213H106ZM144 212H145V211H144ZM144 212H143V213H144ZM58 213H59V214H58ZM61 213H62V214H61ZM63 213H64V215H63ZM73 213H74V215H73ZM76 213H77L78 215H77ZM82 213H84V214L86 213V215H84V214L82 215ZM99 213H101V214H99ZM108 213H111V214H112V218L110 217V219H109V216H111L110 214H109L108 216H103V215H105V214L107 215ZM114 213L118 214V215H116L117 218H119V216H120L121 219L119 218V219H117V221H115L116 216H115ZM220 213H221L223 216H222ZM223 213H225V214H223ZM242 213H243V216H242ZM65 214H66V215H65ZM113 214H114V216H113ZM235 214H237L238 218H237V216H235ZM75 215H77V216L80 218V221H83L84 223L80 222V221H79V218H76L77 216L75 217ZM218 215H219V216H218ZM61 216L64 217V218H63V221H62V219H61V218H62ZM68 216H69V221H70V222H68V218H67ZM70 216H71V219H70ZM72 216H74V218H76V219H72ZM83 216H84V218H83ZM89 216H90V217H89ZM147 216H148V217H147ZM217 216H218V217H217ZM21 217H22V215H19V217H18L19 220H18V221H21V220L23 221L22 218H24V221H25V222H27V219H28V221L30 220V218L27 217V216L22 217V218H21ZM45 217H46V218H45ZM85 217H86L87 219H88V217H89L88 221H90L91 224H88V225L86 224L87 219H86ZM106 217H107V221H108L109 223L105 221V218H106ZM114 217H115V218H114ZM150 217H151V222H150ZM0 218H1V217H0ZM13 218H14V217H13ZM13 218H12V219H13ZM20 218H21V219H20ZM113 218H114V219H113ZM127 218H128V217H127ZM152 218L154 219V221H156L155 223H152ZM44 219H43V220H44ZM64 219H65V222H64ZM77 219H78L79 222L77 221ZM111 219H113V221H111ZM144 219H145V222H144ZM238 219H239V221H238ZM229 220H230V221H229ZM0 221H1L0 223H2V224H1L2 227H0V231H1L0 234H1V236H2V235H3V232H5L4 234L6 235V237H4L5 235L2 236V239H1V237H0V241H1V240L3 241V242H2V241L0 242V243H1L0 245H1L2 248H3V249H2L1 246H0L1 253L3 252L2 254L0 253V255L3 256V255L5 254L4 257H1V258H0V260L3 261V260H6V259H9V258L11 257V259L9 260V261H10L9 264H11V263L13 264V263L15 262L14 260L17 261L18 258L21 259V260L18 259V261H19V262H20V261L22 262V259H26V254H29L30 251L32 250V249H31V248H32L31 245H30L31 248H30V246H29V247L27 246V245H29L27 242H29L30 240H32V242H33V239L30 238L31 236H29V233H30V232L27 231L26 229H23V231L20 230V233L23 234V237L20 238V239H21V240H24L23 242H22V241L20 242L19 237H21V234H20V236L18 235V237H17L16 234H14V233H16V230H19V229H17V228L14 229V228H13V225H14V224H13V223H12L13 225L10 224V223H11V219H10V221H9L10 223H9V222H8V223H5V222H7V221L4 222V224H6V226L3 225V221H4V220H3L2 218L0 219ZM13 221H14V222H17L16 219H13ZM13 221H12V222H13ZM60 221H61L62 223L64 222V224H62ZM72 221H74V222H72ZM75 221H76V223L78 222L80 226H78V224H76ZM88 221H87V223H88ZM114 221H115V222H118V221H119V223L121 224V225H120V230H118L119 233H118V232L116 231V229H115L116 227H115ZM154 221H153V222H154ZM164 221H163V222H164ZM246 221H247V220H246ZM66 222H67V223H66ZM71 222L73 223V225H72ZM99 222H100V223L104 222L103 224H105V225L102 226V224H99ZM105 222H106V223H105ZM112 222H113V223H112ZM140 222H141V223H140ZM143 222H144V223H143ZM60 223H61L63 226H62ZM80 223H82V224H80ZM107 223H108L109 225H110L111 223L114 224V225L111 224V225L114 226V227H111V225L107 227V225H106ZM151 223H152V225H151ZM159 223H160V222H159ZM211 223H212V224H211ZM242 223H243V224H242ZM7 224H8V225H9V224L12 225V226L9 225V227H12L13 229H12V228H9ZM68 224H70V225H68ZM74 224H75V225H74ZM97 224H99V226H98ZM145 224H146V223H145ZM145 224H144V225H145ZM153 224H155L156 226H153ZM1 225H0V226H1ZM76 225H77V226H76ZM84 225H86V226H84ZM96 225H97V226H96ZM150 225H151V226H150ZM240 225H241V226H240ZM248 225H249V224H247V226H248ZM69 226H72V227H71L72 229H69V228H68ZM74 226H76V227H75L76 230H79V229H80V231L82 230V228H83V226H84V229L82 230L83 233L79 231V233H80V234H79L78 232H75L76 230H74V232H73V228H74ZM87 226H89V227H88L89 229L87 228ZM100 226H101V227H100ZM104 226H106V227H104ZM97 227H100V228H99V229H101L100 231H104V232H105L104 229H108V228L110 227L109 229H111V230L108 229L110 233L107 232V233H109V235H108V234L106 235V234H105L106 232H105V233L102 232V233H104V234H105L106 236H108V237L106 238L105 235H102V233L99 232V229L97 230ZM102 227H103V228H102ZM121 227H126V229L123 230L124 228L122 229ZM128 227H129V228L132 227V229L130 228V230L128 229L129 231H126ZM135 227H136V228H135ZM153 227H154V228H153ZM238 227H239V228H238ZM259 227H260V228H259ZM3 228H6V229L8 228V229L5 230V229H3ZM53 228H54V226H53ZM78 228H79V229H78ZM85 228L88 229V230L86 231ZM112 228H114V229H112ZM237 228H238V229H237ZM56 229H53V230H56ZM64 229H65V230H64ZM157 229L159 230V228H157ZM249 229H250V230H249ZM3 230H4V231H3ZM13 230H15V231H13ZM24 230H26V231H24ZM66 230H68L69 232H73V234L68 235L67 233H69V232H67ZM71 230H72V231H71ZM84 230H85V234H84ZM93 230H94V228H93ZM112 230H114V234L111 233ZM121 230H123V231L121 232ZM158 230H157V231H158ZM172 230H173V231H172ZM172 230H171V231H172L173 233L170 232V233H169L170 236H166V237L163 236V238L165 237L166 239H163L162 242L165 241V243H168V245H169V243H170L169 247H171V248L174 247V246H172V244H173V245L175 244V248L177 247V244H178V247H177L176 249L173 248V250H174L173 252H179V251H180V252L182 253V256H183V255H184V252L187 251V253H186L185 255H186V256L190 255V254H191V251H189L190 249H188V248H189L190 246H193V245L197 244V243H195V242L198 241V240H194L193 238H189V239H191V240H189V239L186 237V240H188V241H185V239H181V238H183V237L180 238L181 234H180V235L178 234L179 231L177 232V230H176V231H175L174 229H172ZM215 230L217 231L216 228H215ZM252 230H253V231H252ZM6 231H7V232L9 231V232L7 233ZM11 231H12V233L14 232V233L12 234V236H10V235L7 236V234H9ZM57 231H54V232H56L57 235H59V233H58ZM17 232H18L17 234H19V231H17ZM26 232H27V233H26ZM64 232H67L66 235H65ZM86 232H88L87 235H86ZM92 232L95 234V236H93L94 234H92ZM112 232H113V231H112ZM115 232H116L117 236H116ZM125 232H126V235L129 234V237H128L129 239H128V238H125V237H126ZM168 232H169V231H168ZM174 232H175V233H174ZM234 232H235V233H234ZM240 232H241V234H240ZM244 232H245V233H244ZM255 232H257V233H259V234L255 233ZM97 233H98V235H97ZM122 233H124L125 236H122V235H123ZM158 233H159V232H158ZM171 233H172V234H171ZM242 233H244V234H242ZM25 234H26V235L28 234V236H26ZM69 234H70V233H69ZM111 234H112L113 236H116V238L113 237ZM120 234H121V235H120ZM154 234H151V236H152V235H153V237H154V236H156V237L158 236L157 238H159V236H161V234H160V235H159V234H155V235H154ZM169 234H168V235H169ZM176 234H178V239H176V238H177V235H176ZM248 234H249V235H248ZM250 234H251V235H250ZM252 234H253V235H252ZM254 234H256V235H254ZM13 235H14V236H13ZM15 235H16V236H15ZM30 235H32V234H30ZM79 235H80V236H79ZM85 235H86L87 237H85ZM88 235H89L90 237H89ZM99 235H101V236H103L105 239L109 240V241H110V242L108 241V242H109V245L111 244L110 246H111V247L113 246V248L109 247V245H108V243H107V240H105L103 237H102V238H103V239H102L101 236H99ZM118 235H119V236H118ZM174 235H176V236H174ZM240 235H241L243 238H245L246 235H248V236H246L247 238H245V240H244ZM243 235H244V236H243ZM9 236H10V237H9ZM61 236H60V238H61ZM73 236H74V235H73ZM76 236H74L75 239H77ZM81 236H82V237H81ZM91 236H92L93 238L96 237V239H94V240H95V243L93 242V239H91V238H92ZM109 236H112L111 239H112L113 242H112L110 239H108V238H110ZM127 236H128V235H127ZM257 236H258V237H257ZM15 237H16V238H15ZM27 237L30 238L29 241L27 240ZM32 237H34V236H32ZM57 237H59V236H57ZM63 237L60 239L61 241L63 240ZM68 237H67V238H68ZM88 237H89V238H88ZM120 237H121V238H120ZM161 237H162V236H161ZM161 237H160V238H161ZM175 237H176V238H175ZM4 238H6V240H5L6 243L4 242ZM10 238H14V239H10ZM23 238H24V239H23ZM25 238H26V239H25ZM29 238H28V239H29ZM82 238H85V239L83 240ZM87 238H88V239H87ZM98 238L100 239V241H99ZM118 238H119V240H117ZM169 238H170V240H169ZM253 238H254V239H253ZM256 238H257V239H256ZM7 239H10V240H11V243H10V240H8V242H7ZM15 239H16V241H13V242H15V246L18 247V244H19L18 241H19V242H20L19 245L23 246V248H22V247H18V248H21L23 251H22L21 249L18 250V248H17V250L15 249V246H14L13 243H12V240H15ZM89 239H91L92 241L90 240V242H89ZM97 239H98V241H97ZM120 239H121V240H120ZM122 239H123V240H122ZM124 239H125V240H124ZM180 239H181V240H180ZM235 239H238L239 241H238V240H235ZM255 239H256V240H255ZM258 239H259V240H258ZM17 240H18V241H17ZM86 240H88V242H87ZM128 240H131L132 243L129 242ZM241 240H242V241H241ZM243 240L246 241V242H244ZM247 240H249V241H247ZM103 241L106 242V243H104ZM114 241H115L116 243H118V242H120V241H121V242L123 241V245H121V242H120V246H121V247H120V246H119V243L116 244V243H114ZM117 241H118V242H117ZM124 241H126V242H124ZM24 242L27 243V245H26ZM30 242H31V241H30ZM30 242H29V243H30ZM32 242H31V243H32ZM81 242H79V243H80L81 245H83V243H81ZM91 242H93V245H94V246H93V245L91 246V244H92ZM96 242H98V243L100 242V244H97L98 247H97V245H96ZM174 242H175V243H174ZM176 242H177V244H176ZM250 242H251V243H250ZM258 242H259V243H258ZM3 243H4L5 245H4ZM9 243H10V245H8ZM17 243H18V244H17ZM21 243H22L23 245H22ZM101 243H102V246H103V245L105 246V245L107 244L106 247H107L108 250H107L106 247H104V246H103V250H102V249L99 247V246L101 245ZM127 243H128V244L130 243L129 245H130V246L132 245L135 249H133V247H131V249H130V248H129L130 246H128ZM187 243H188V244H187ZM247 243H246V244H247ZM33 244H35V243H32V245H33ZM126 244H127V246H125ZM185 244H186V245H185ZM257 244H258V245H257ZM12 245H13L14 248L12 247ZM67 245H68V244H66V246H67ZM95 245H96V246H95ZM117 245H118V246H117ZM188 245H189V247L186 248V246H188ZM239 245H240V244H239ZM239 245H238V246H239ZM33 246H34V245H33ZM35 246H36V244H35ZM35 246H34V248H36ZM90 246H91V247H90ZM124 246H125V247H124ZM135 246H136V247H135ZM179 246H180V247H179ZM195 246H196V245H195ZM195 246H193V247H195ZM258 246H259V247H258ZM4 247H5V250H4ZM6 247H7L8 249H6ZM10 247H11V248H10ZM67 247H70V248H69V251H70V250H72V251L75 250V252H76V249H75V247H74L73 245L70 244V245H68ZM72 247H73V248H72ZM93 247H94V248H93ZM116 247H117L118 249H117ZM122 247H123V248H122ZM169 247H168V248H169ZM181 247H182V248H181ZM261 247H263V249H262ZM9 248H10V249H9ZM12 248H13L15 251H20V252H21V255H22V256L24 255V256L22 257V256L19 254L20 252H18V254H19L20 256H19L18 254H16L17 252L14 253V250L12 251ZM29 248H30L31 250H30ZM34 248H33V249H34ZM71 248H72V249H71ZM95 248H96V249H95ZM104 248H105V249H104ZM109 248H110V249H109ZM114 248H116V249H114ZM120 248H121V249H120ZM127 248H128L127 251H126V250H123V249H127ZM171 248H170V249H171ZM180 248H181V249H180ZM258 248H260V249H258ZM26 249H27V250L29 249L30 251H28V253H26V252H27ZM86 249H87L89 252H88ZM97 249H99V252H98ZM111 249H112V250L114 249V250H113L114 253H115V252H118V253H117V254L115 253V254H116V255H115ZM177 249H178V250H177ZM184 249H186V250H184ZM3 250H4V251H3ZM6 250H8V251H6ZM9 250L12 251V252L10 251L11 254L9 253ZM34 250H35L34 252H32L33 250H32L31 252L34 254L35 257H34V256H31L32 254L29 255V256L27 255L29 258H30V257H31V258L34 257V258H32V259L30 258V260H29L30 262H31V261H32V262L30 263V262L28 261V263H27L26 260L29 259V258L27 257V259L24 260L25 263H27V264H29V263L32 264V263H34V262L36 261V260H34V259H35V258L37 259L36 256H37L38 254H37V252H36V249H34ZM104 250H107V251H109V252H108V253H105L106 251H104ZM115 250H118V251H115ZM119 250L121 251V254H120ZM129 250H130V251H129ZM132 250H133V251H132ZM136 250H137L138 252H136ZM176 250H177V251H176ZM182 250H183V252H182ZM256 250H257V251H256ZM72 251H70V254H71L73 257H75L76 259H79L78 261H80V258H77L76 256H74V255H75V254H74L75 252L73 251L74 253L72 254ZM78 251H77L76 253H78ZM100 251H102L101 254H100ZM103 251H104V252H103ZM123 251H124V252H123ZM125 251H126V252H125ZM5 252H7V253H5ZM24 252H25L26 254H23ZM35 252H36V253H35ZM97 252H98L99 254H98ZM110 252H111V253H110ZM180 252H179V253H180ZM189 252H190V254H189ZM12 253H13V254H12ZM92 253H97L98 255H97V254L95 255V257L97 256V258H95V257H94V258H91L92 256H94V255H92ZM124 253H125V254H124ZM130 253H131V254H130ZM134 253H135V254H134ZM140 253H141V254H140ZM256 253H257V254H256ZM9 254H10V255H9ZM35 254H36V255H35ZM78 254H79V253H78ZM107 254H109V255H107ZM111 254L113 255L112 257H110ZM122 254H124L125 257H124V255H122ZM129 254H130V255H129ZM132 254H133V255H132ZM138 254H139V255H138ZM251 254H252V255H251ZM7 255H8V256H7ZM15 255H16V256H15ZM17 255H18V256H17ZM105 255H107L108 258H111V259H109V260H108V258L106 259V258H105V257H106ZM114 255H115V256H114ZM135 255H136V256H135ZM185 255H184V256H185ZM253 255H254V256H253ZM256 255H258V256H256ZM12 256H13V257H12ZM14 256H15V258H14ZM81 256H82L83 258H82ZM85 256H86L87 258H86ZM90 256H91V257H90ZM99 256H101V257H99ZM117 256H118V257L120 256L121 259L124 258V260H123V259H122V260L119 259V258H120V257H119V258H118V259H119V261H118L119 263H118V262L115 263V260L117 261V258H116ZM16 257H17V259H16ZM65 257H66V256H64V258H65ZM73 257H70V258L68 257V258H66V259H68L67 262L64 260V258H62V259H61L62 262H60V261H59V262H60V264H64L63 261H65V264H66V263H68L69 259L72 258L71 260H72L73 262H71V264H72V263H73V264L78 263V262H76L77 260H76L75 258H73ZM98 257L101 258V259H98ZM114 257H115V258H114ZM134 257H135V259H134ZM2 258H6V259H2ZM85 258H86V259L90 258V259H88V260H90V261H88V260L86 261ZM256 258H257V260H256ZM38 259H39V258H38ZM73 259H74V260H73ZM83 259H84V260H83ZM114 259H115V260H114ZM125 259H126V260H125ZM127 259H128V260H127ZM130 259H131V261H130ZM12 260H13L14 262H13ZM157 260H158V259H157ZM157 260H156V261H157ZM2 261H0V263H2ZM24 261H23V262H24ZM84 261H85V262H84ZM95 261H96V262L100 261L101 263H100V262L96 263ZM112 261H113V262H112ZM120 261H121V262H120ZM123 261H124V262H123ZM128 261H130V262H128ZM260 261H261V263H260ZM37 262H38V261H37ZM56 262H58V261H56ZM110 262H111V263H110ZM135 262H136V263H135ZM157 262L159 263V261H157ZM157 262H155L153 259H151V263L149 262V264H157ZM39 263H40V260H39ZM91 263H92V262H91ZM91 263H87V264H91ZM14 264H17V262H15ZM34 264H36V262H35ZM54 264H57V263L54 262ZM58 264H59V263H58ZM69 264H70V263H69ZM102 264H105V263H102Z\"/></svg>",
	"mask_w": 264,
	"mask_h": 264
}]
</instances>
